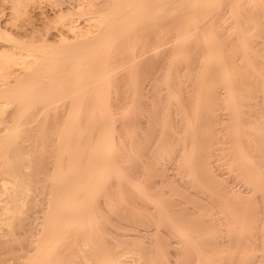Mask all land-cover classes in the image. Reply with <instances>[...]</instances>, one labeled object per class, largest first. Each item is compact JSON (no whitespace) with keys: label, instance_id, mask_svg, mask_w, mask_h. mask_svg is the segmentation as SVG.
I'll use <instances>...</instances> for the list:
<instances>
[{"label":"bare ground","instance_id":"obj_1","mask_svg":"<svg viewBox=\"0 0 264 264\" xmlns=\"http://www.w3.org/2000/svg\"><path fill=\"white\" fill-rule=\"evenodd\" d=\"M223 1H226V0H107V1H104V2H102L105 6H106V8H87L88 9V14H95V17L96 18H98L97 19V22L99 23V26H98V28H97V30H96V32H95V34L94 35H91V36H87L86 38H84L82 41H81V45H80V47L79 48H77L76 50H75V47L73 48L75 51H73V53L75 52V54L73 55V53H72V55H70L71 57H70V60L68 61V60H66V61H64V64H59V62L61 61V63H62V58L61 59H59L60 61H58L57 59L55 60L56 62L58 61V63H56V62H51V60L49 59V63L46 65V64H43L44 63V60H45V58H44V56H43V63L42 62H40L41 64H37L36 63V65L35 66H33L31 69H29L30 70V72H28V74H26V73H24V75L22 74L21 76H23V77H15V79L13 80L14 82H11L12 80H9V82H11V83H9L8 82V79H6V77H5V80H6V83H5V80H2L1 79V81L2 82H4V83H2V84H0V99L1 98H3L4 99V101H5V104L6 105H8L7 103H11V105H13L14 103H15V111L13 112L11 109L13 108H11L10 109V111H8V113L9 112H11L10 113V117H12L13 116V121H12V124H14L12 127H10L9 129L7 128V130H5V129H3V132L2 133H0V180H2V181H7V182H9V183H11V188H10V193L9 194H11V195H9L8 193V195H9V197H11V201H10V203H8V204H4V205H0L1 207H0V209L1 210H3L4 211V214H3V217L1 218L0 217V221L1 222H3L4 224H6L7 225V227H8V229L6 230L8 233H7V235L8 234H10V239H11V236H12V239L10 240V239H6L7 241L8 240H10V241H13V242H11L12 244H14L15 242H17V237L15 238V235L17 234V233H14L15 231H14V229H15V227L16 226H18V225H20L21 224V222H23L22 220L24 219V218H22V213H24L23 212V208L22 209H20V207L22 206V205H25V204H29V205H31V206H33V204H35V203H37L38 202V198H37V196H36V192H38V190L40 191L42 188H48L49 189V191H48V193H47V195H46V197L44 198L45 199V201H46V203H47V206H46V210H45V212H44V215L42 216L43 218V221H42V223H43V225H42V229L40 230V235L38 236V238L35 240H28L29 242L31 241V242H34L35 244H34V248H32L31 250L33 251L32 253H30L31 255L27 258V260L25 261V264H122V263H124V261H123V257L122 256H124V253H123V255L121 256V252L120 253H118L119 252V250L120 249H122V247L120 246L121 245V239H122V237L121 236H119V235H117V233L115 234V235H117L119 238V240L120 241H118V239H117V242H118V245L119 246H117L118 248L120 247V249L116 252H110V249H114L115 250V248H117V247H113L112 248V245H114V244H112L111 245V248L109 249V248H107V246H106V242L108 241V242H110V243H112V242H114L113 240L111 241V239L109 238V240H108V238H106V236H105V233H108V232H106L105 231V229L106 230H108V229H112L111 227H113L114 225H112L111 227L109 226V224H112V222L113 221H115L116 220V217L117 218H121V215L122 214H124V215H122L123 217H126V215H128L129 213H127L126 211H127V209L129 208V209H131V207L134 205H136L137 204V201H136V203H133L132 201V203H131V205L132 206H127L126 207V205H130V204H128L127 203V201L125 202V199L123 200V202H121V204L122 203H127L126 205H125V207H123V208H125V210L123 209V211H121L122 210V207L121 206H116L117 204H115V203H117L118 202V200H119V197L121 196V193L124 191V187H134V185H135V187L134 188H136L137 189V187L140 185H142L141 183L142 182H145V181H143L140 177H139V179L137 178V180H136V183L134 184L133 182L131 183V182H129V179L128 178H130V177H127L129 174H130V172H132V169L131 168H129V167H126V168H129V169H131V171L129 172V169L128 170H126L127 172H129V173H127V176H126V174H125V176H120L119 174H120V171H121V175H122V172H123V169L125 170L126 168L125 167H123L124 165H117L118 163L117 162H119V160L120 159H123V156H121V155H124L125 154V156L124 157H129V156H131L130 155V150H128V154L126 155V150L128 149V144L131 142V140L128 142L127 141V139L129 138V136H130V133H128V130L127 131H125L124 129L122 130V126H123V124H124V122L123 121H120L119 119H116L115 118V115L117 114V112H115L114 113V111L112 110L111 111V107H112V105H111V103H113V101H114V103H113V105L114 106H119V104L121 105L122 103H133L132 104V108H126V109H121V112H119V113H122V116H124L125 114H127V113H129V111L131 110V111H133L132 109H134L135 110V108H134V103H137V99H141V96H144V95H141V94H139L137 91H138V88H141V86L140 87H137V86H135L134 84L135 83H140V82H134L133 80H132V77H131V73H130V70H129V75H128V79H126V80H129V82H127L126 80L122 83V84H119L118 82V84H114L113 85V83H115V82H111V81H113L112 80V78L114 77L115 78V75H116V77L119 75L118 73V75L117 74H115L114 75V73H116V72H114V70L116 69V67L115 66H113L111 63H112V61H113V59H114V54L115 53H117V55L119 54L120 55V51H117V50H119V46L122 44V45H124V43H131V41L133 42V43H136V41H137V44L140 42V44L142 43L141 41H143L144 40V42H148L149 43V37H151V38H160V36H162V38H164L165 36H164V34L163 33H165V31H164V28H166V29H168L169 28V26H170V24H172V28H171V30L172 29H178L179 28V32H180V34H177L176 35V33H179V32H177L178 30H176V32H175V34L173 35V37L175 38V40L176 39H180L179 40V42L177 43V44H175L174 43V47H181L182 46V41H184V39L185 38H187V39H185L186 41H191L192 42V40L193 39H189L188 37H190L191 35H193V34H195V33H197V34H199L200 33V37H199V35H198V37L196 38V40H195V43L197 42V44H195V45H198V55L197 56H199L200 55V53L205 57V58H207V60L208 61H206V60H204L205 62H204V64H202L201 66H200V69H202V71H201V73L203 74V76H204V74L205 75H207L206 73H208L209 71H213L214 72V69L215 70H217L219 73H220V75L221 76H224V79L226 78V76L228 75V73L227 72H229V68H233L234 66H236V65H239V64H241V63H243V64H247V66H248V68H244L245 70H246V72L245 73H247V69L248 70H250V74H251V76L252 75H256L255 73H258L257 71L259 70V69H257V71L255 70L257 67V63L255 62L254 63V60L256 59V57H257V54H258V52L256 53V55L255 54H251V51L250 50H252V49H254V48H252V49H250V50H248V47L251 45L249 42V46H246V43H240V44H238L237 45V47L239 46V49L238 50H236V51H233V52H236V54H238V51H240V53H239V55H233V53H232V51L229 49V50H226V53L224 54L223 52L225 51V49H227L225 46L227 45V43H226V45L223 47L224 49V51L222 52V50L220 51V49H221V41H222V39H220V37L222 36V31L221 32H216L215 30H214V25L215 26H217L216 24H214L213 23V27L211 26V25H207L206 23H204V21L206 20V17L207 16H209V15H211V13L213 14L215 11H218V8H215V9H213L214 8V6L215 5H218L220 2H223ZM236 1V0H235ZM261 2H263L264 3V1H262V0H260ZM234 3V1L232 0L230 3ZM243 2V1H242ZM241 1H240V3H242ZM226 3V2H225ZM235 3H238V2H235ZM247 3V2H246ZM260 3V2H259ZM263 3L261 4V5H263ZM223 4V3H222ZM231 5V4H230ZM235 5V4H234ZM240 5V4H239ZM261 5H259V7L261 6ZM219 6V5H218ZM217 6V7H218ZM238 6V5H237ZM242 6V5H241ZM240 6V7H241ZM246 6V5H245ZM244 6V7H245ZM264 6V5H263ZM171 7H173V9L171 10V11H174V13H170V9L169 8H171ZM258 8V7H257ZM225 9H227V8H225ZM235 9H237V7L235 8ZM239 9V8H238ZM261 9V8H260ZM105 10H107V11H105ZM244 10V9H243ZM247 10V9H246ZM264 10V9H263ZM85 11H87L86 9H85ZM105 11V12H104ZM213 11V12H212ZM225 11V10H224ZM239 11V10H238ZM260 11V10H259ZM228 13V12H227ZM234 13H236V10H234ZM238 13V12H237ZM262 13V12H261ZM240 15L241 14H243L242 13V11L239 13ZM258 14V13H257ZM238 15V14H237ZM220 16V15H219ZM218 16V17H219ZM226 16V15H225ZM262 16H264V14H262ZM238 17H239V15H238ZM249 17V16H248ZM209 18V17H208ZM220 18V17H219ZM215 19V18H214ZM232 20V19H231ZM207 21H209V20H207ZM224 21V20H223ZM235 21V20H234ZM241 21V20H240ZM240 21H238V23L240 24ZM243 21V20H242ZM213 22V18L211 19V22L210 23H208V24H211ZM257 22V21H256ZM167 23L169 24V26H168V28H167ZM236 23V22H235ZM164 24H166V26L164 25ZM206 24V25H205ZM226 24V23H225ZM248 24V23H247ZM152 25H157V26H160V29L159 30H155L154 32H147V35H148V38H147V35L146 34H143V32L145 33V31H146V29H149V27L150 26H152ZM162 25H164L163 27V29L161 28V26ZM224 25V24H223ZM233 25V24H232ZM242 25V24H241ZM244 25V24H243ZM262 25H264V23L262 22V24H261V27H262ZM147 26H149L148 28H147ZM257 26V25H256ZM244 27V26H243ZM154 28H155V26H154ZM238 28L239 27H237V31H238ZM162 29V30H161ZM165 29V30H166ZM234 29V28H233ZM232 29V30H233ZM247 29H249V28H247ZM257 29V28H256ZM191 30H193L192 32H190V34H188L187 35V32L188 31H191ZM231 30V29H230ZM242 30V29H241ZM260 30V29H259ZM136 31H138V32H136ZM148 31V30H147ZM153 31V30H152ZM161 31H163V33H162V35H161ZM169 31V30H168ZM234 32H236V28H235V30H233ZM233 31H231V32H229V33H231V34H234L233 33ZM133 32V33H132ZM166 32H167V30H166ZM174 32V31H173ZM193 32H195V33H193ZM223 32H225V31H223ZM193 33V34H192ZM169 34V33H168ZM196 34V35H197ZM231 34H229L230 36H231ZM239 38H241V37H243L244 35H246V34H249V32L247 31V33H246V31H239V32H236L235 33ZM130 35V36H129ZM133 35V36H132ZM165 35H167V33L165 34ZM171 35V34H170ZM176 35V36H175ZM187 35V36H186ZM190 35V36H189ZM196 35H194V36H196ZM228 34L226 35V36H229ZM186 36V37H185ZM193 36V37H194ZM132 37H135L134 39H131ZM146 37V38H145ZM185 37V38H184ZM231 37H233V35L231 36ZM248 37V36H247ZM247 37H245V38H243L244 40L247 38ZM250 37V36H249ZM263 37V36H262ZM129 38H130V40H129ZM161 38V39H162ZM168 38H170V37H168ZM174 38H172L173 40H174ZM194 38V39H195ZM251 38V37H250ZM10 39V38H9ZM148 39V41H146V40ZM165 39V38H164ZM182 39V40H181ZM225 39V38H224ZM236 41H238L237 40V38H234ZM242 39V40H243ZM136 40V41H135ZM159 40V39H158ZM157 40V41H158ZM234 40V41H235ZM241 40V42H243ZM255 40V39H254ZM261 40V39H260ZM263 40V39H262ZM20 41V40H19ZM152 41H154V39H152ZM151 41V42H152ZM167 41H168V39H167ZM170 41V40H169ZM181 41V42H180ZM186 41H185V43H186ZM151 42H150V44H151ZM162 41L160 40V43H161ZM165 42V41H164ZM163 42V43H164ZM245 42V41H244ZM133 43L131 44V45H133ZM146 43H143V44H145L146 46V48H149V47H153L154 45H149L148 43L146 44ZM153 43H156L155 41L153 42ZM152 43V44H153ZM158 44H159V41L157 42ZM156 43V44H157ZM167 43H169V42H167ZM172 43H173V41H172ZM172 43H169V44H172ZM184 43V44H185ZM230 43L231 44H233L232 43V40H231V38H230ZM248 43H247V45H248ZM18 44V43H17ZM125 44V45H126ZM139 44V45H140ZM189 44H190V42H189ZM237 44V43H236ZM252 44H255V43H252ZM261 44V43H260ZM28 44H23L22 46H27ZM119 45V46H118ZM139 45H138V48H139ZM162 45V44H161ZM186 45V44H185ZM194 45V44H193ZM257 45H259L258 43H257ZM256 45V46H257ZM264 45V44H263ZM21 46V45H20ZM19 46V47H20ZM142 48H145L144 47V45H140ZM168 46V45H167ZM166 46V47H167ZM170 46V45H169ZM173 46H172V48H173ZM191 46V45H190ZM229 46V39H228V45H227V47ZM76 47H77V45H76ZM135 47H136V49H137V46H136V44H135ZM140 47V48H141ZM157 48H159V52H161L162 53V49L163 48H166L165 46L163 47V48H160L159 46H156ZM155 47V48H156ZM194 48L193 49H195V46H193ZM230 47H233V46H230ZM234 47H235V45H234ZM253 47H255V46H253ZM118 48V49H117ZM125 48V47H124ZM139 48V49H140ZM185 48V47H184ZM220 48V49H219ZM250 48V47H249ZM258 48H259V46H258ZM257 48V49H258ZM10 49V48H9ZM122 49V48H121ZM130 50L131 48H127L126 47V51L127 50ZM133 49H134V47H133ZM135 49V50H136ZM153 48H151V49H149V50H152ZM177 49V48H176ZM190 49V48H189ZM257 49H256V51H257ZM6 50V49H5ZM128 50V51H129ZM138 50V49H137ZM160 50H162V51H160ZM178 50V55H177V58H178V56H179V52H181V51H179V49H177ZM181 50V49H180ZM261 50H262V47H261ZM8 51V50H7ZM65 51V50H64ZM139 51H141V49L139 50ZM155 51V50H154ZM186 51V50H185ZM194 51V50H193ZM192 51V52H193ZM1 52V51H0ZM31 52V51H30ZM34 52V51H33ZM120 52V53H119ZM142 52V51H141ZM141 52H138V53H141ZM144 52V51H143ZM145 52H146V50H145ZM147 52H148V49H147ZM158 52V51H157ZM171 52H174V50L173 51H171ZM176 52V51H175ZM184 52V51H183ZM195 52H196V50H195ZM67 53V52H66ZM65 53V54H66ZM125 53V52H124ZM128 53V52H127ZM129 53H133V51H132V49H131V51H129ZM128 53V54H129ZM156 53V52H155ZM154 53V54H155ZM167 53V52H166ZM176 53V54H177ZM8 54H11V53H8ZM34 54V53H33ZM59 54V53H58ZM57 54V55H58ZM134 54L136 55V53L134 52ZM132 55V57L134 58V56L135 55ZM170 54V53H169ZM183 54V53H182ZM197 54V53H196ZM205 54V55H204ZM0 55H3V53L2 54H0ZM39 55V54H38ZM51 55V54H50ZM53 55V54H52ZM56 55V54H55ZM116 55V56H117ZM122 55V54H121ZM120 55V56H121ZM130 55V56H131ZM139 55V54H138ZM143 56L145 55V53L144 54H142ZM157 55V54H156ZM174 56H175V53L173 54ZM202 55H201V58H202ZM48 56V55H47ZM130 56H128V57H130ZM143 56H141L140 55V58H142V60H143ZM146 57H147V54L145 55ZM144 56V57H145ZM169 56V55H168ZM171 56V55H170ZM180 56H181V54H180ZM2 57V56H1ZM50 57V56H49ZM55 57V56H54ZM138 57V56H137ZM183 57V56H182ZM192 57H193V55H192ZM261 57H263V56H261ZM53 58V57H52ZM65 58V57H64ZM66 58H68V56L66 57ZM170 58V57H169ZM168 58V59H169ZM196 58H198V57H196ZM4 63H7L8 61H7V58H6V56H4ZM115 59H116V57H115ZM114 59V60H115ZM126 59H128V58H126ZM181 59V58H180ZM183 59H184V57H183ZM195 59V58H194ZM2 60H3V58H2ZM9 60V59H8ZM133 60V59H132ZM138 61L139 62V59H137V58H135L133 61ZM145 60V59H144ZM144 60H143V62H144ZM176 59L175 58H172V60H170V62L168 63V65H172L173 63H174V61H175ZM182 60V59H181ZM203 60V59H202ZM202 60H201V62H202ZM262 60H263V58H262ZM1 61V60H0ZM7 61V62H6ZM117 60H115V62H116ZM129 61H131V59L129 60ZM167 61V60H166ZM190 61V60H189ZM197 61V60H196ZM142 62V61H141ZM141 62H139L140 64H142ZM263 62V61H262ZM4 63H2V64H4ZM67 63H69V64H67ZM114 63V62H113ZM132 63V62H131ZM190 63V62H189ZM198 63V62H197ZM1 64V63H0ZM66 64V65H65ZM134 64H136L135 62H134ZM139 64V65H140ZM259 64V63H258ZM129 65H131V64H129ZM166 65V64H165ZM167 65V66H168ZM175 65H177V64H175ZM256 65V66H255ZM264 64H262V66H263ZM1 66V65H0ZM5 67V65H2V67L0 68V70L1 69H3L4 70V67ZM8 66V65H7ZM6 66V67H7ZM120 66H122V64L120 65ZM120 66H117V68L118 67H120ZM133 66V65H132ZM136 66V65H135ZM134 66V67H135ZM169 66V67H170ZM190 66V65H189ZM192 66V65H191ZM261 66V67H262ZM31 67V66H30ZM139 67V66H138ZM140 67H141V65H140ZM172 67V66H171ZM174 67V66H173ZM178 67V66H177ZM179 67H181V66H179ZM184 67V66H183ZM238 67V66H237ZM249 67H250V69H249ZM122 68V67H121ZM121 68H120V71H121ZM167 68V67H166ZM258 68H259V66H258ZM130 69H132L131 67H130ZM134 69V68H133ZM138 69H140V68H138ZM197 69V68H196ZM11 70V69H10ZM119 70V69H118ZM124 71L126 70V69H123ZM167 70V69H166ZM171 70V69H170ZM190 70V69H189ZM192 70V69H191ZM235 70V69H234ZM9 71V70H8ZM131 71H133V70H131ZM135 71H136V69H135ZM145 71V70H144ZM144 71H142V72H144ZM173 71V70H172ZM185 71H186V69H185ZM240 71V69L239 70H237V71H233L232 73H230V74H232V76H234V72H236L237 74L238 73H240L239 72ZM4 73H5V71H3ZM2 72V74H4ZM6 72H7V70H6ZM118 72V71H117ZM179 72V71H178ZM192 72V71H191ZM230 72H231V70H230ZM8 73H10V72H8ZM120 74L121 73H123L122 71L121 72H119ZM137 73H138V70H137ZM165 73H167V72H165ZM244 73V74H245ZM264 73V72H263ZM2 74H1V76H2ZM12 74V73H11ZM123 74H125V73H123ZM133 74V73H132ZM141 74V72L139 71V75ZM168 74V73H167ZM177 74V73H176ZM195 74V73H194ZM211 74V73H210ZM243 74V76H245ZM4 75H8L7 73L6 74H4ZM134 75V74H133ZM132 75V76H133ZM138 75V76H139ZM141 75H143V74H141ZM190 75V74H189ZM236 75V74H235ZM239 75V74H238ZM248 75V74H247ZM246 75V76H247ZM258 75H259V73L257 74V77H258ZM262 75V74H261ZM0 76V77H1ZM16 76V75H15ZM167 76V75H166ZM170 76V75H169ZM186 76V75H185ZM184 76V77H185ZM200 76V75H199ZM208 76V75H207ZM231 76V75H230ZM240 76H241V74H240ZM243 76H241L242 78H243ZM250 76V75H249ZM120 77H121V75H120ZM120 77H118V78H120ZM123 77H125V76H123ZM136 77H137V75H136ZM136 77L135 78H133V79H135V80H137L136 79ZM141 77V76H140ZM144 77V76H143ZM174 77V76H173ZM220 77V76H219ZM236 77H237V75H236ZM260 77V76H259ZM8 78H9V76H8ZM127 78V77H126ZM131 78V79H130ZM201 78H202V76H201ZM228 78V77H227ZM242 78L240 79V80H242ZM244 78H247V77H244ZM263 78H264V76H263ZM4 79V78H3ZM140 79V78H139ZM173 79V78H172ZM234 79V78H233ZM250 79V77L248 78V80ZM255 78L254 77H252V81H248L247 80V86H243V84L241 85V88L243 89V91H244V89L245 90H249V88L251 89V88H253V85H255L256 84V82H255V80H254ZM259 79V78H258ZM118 81L120 80V79H117ZM124 79L122 78V81H123ZM130 80L133 82V85H132V82H130ZM167 80H168V78H167ZM170 80V79H169ZM174 80V79H173ZM201 80V79H200ZM205 80V79H204ZM254 80V81H253ZM262 81V79L260 78L259 79V81ZM114 81H116V79L114 80ZM122 81H120V82H122ZM138 81H140V80H138ZM185 81V80H184ZM220 81V80H219ZM226 81V86H227V88L229 87V85L231 84L230 82H229V80L227 81V80H225ZM234 81V80H233ZM243 81H246V80H244L243 79ZM28 82V83H27ZM204 82V81H203ZM205 82H206V80H205ZM237 82H238V80H237ZM237 82L235 83L236 85H237ZM242 82V81H241ZM25 83H27L26 85H23V84H25ZM168 83V82H167ZM189 83V82H188ZM223 83V82H222ZM239 84H240V82H238ZM244 83V82H243ZM257 83H259V82H257ZM261 84V83H260ZM262 84H264V83H262ZM137 85V84H136ZM169 85V84H168ZM171 85V84H170ZM196 85V87H200L201 88V84L199 83L198 84V86H197V84H195ZM232 85H233V83H232ZM245 85V84H244ZM257 85V84H256ZM164 86H166V85H164ZM188 86H189V84L187 85V88H188ZM205 86V85H204ZM208 86V85H207ZM231 86V85H230ZM258 86V85H257ZM261 86V85H260ZM262 86H264V85H262ZM148 87H150V86H148ZM172 87V86H171ZM174 87V86H173ZM172 87V88H173ZM176 87V86H175ZM178 87V86H177ZM182 87V86H181ZM192 87V86H191ZM169 88V87H168ZM179 88V87H178ZM231 88H233V86H231ZM148 89V88H147ZM146 89V90H147ZM186 89V88H185ZM230 89V88H229ZM234 89H235V86H234ZM254 89V88H253ZM257 87L254 89V90H249V94H256V92H258V90H259V92L261 91L263 94L262 95H264V87L263 88H258L257 90ZM177 90V89H176ZM203 89H201V91H202ZM237 90H239L238 88H237ZM237 90H236V92H237ZM145 91V90H144ZM152 91V90H151ZM155 91V90H154ZM197 91V90H196ZM205 91V90H204ZM208 91V90H207ZM217 91V90H216ZM231 91V90H230ZM140 92H142V90L140 91ZM157 92V91H156ZM191 92V91H190ZM210 92V91H209ZM213 92V91H212ZM137 93L139 94V95H141L140 97H138L137 98ZM144 93V92H143ZM248 93H247V95H246V92H245V95L248 97V99H250L249 98V96H248ZM152 94V93H151ZM150 94V95H151ZM157 94V93H156ZM174 94V93H173ZM176 94H178V93H176ZM188 94V93H187ZM199 94H201V93H199ZM206 94V93H205ZM208 94V93H207ZM228 94H229V92H228ZM203 95V94H202ZM201 95V96H202ZM219 95V94H218ZM231 95H233L232 93L230 94V95H227L228 97H230ZM235 95V94H234ZM233 95V96H234ZM245 95L243 96V98L245 97ZM171 96H172V93H171ZM193 96V95H192ZM191 96V97H192ZM210 96V95H209ZM241 97H242V94L240 95ZM253 96H255V95H253ZM256 96H258V94L256 95ZM62 98L63 99V97L65 98V99H63L64 101L66 100V99H68L69 100V102H70V104L67 102V106H68V104H69V110L67 111L68 112V114L66 113L65 115H67V117L65 118L64 117V114H60V113H57V111H55L54 113H53V111H54V109H53V107H50V104L55 100V99H57V98ZM149 97V96H148ZM152 97V96H151ZM169 97V96H168ZM175 97V96H174ZM195 97V96H194ZM200 97V96H199ZM236 97V96H235ZM61 98L59 99V100H61ZM144 98V97H143ZM146 98V97H145ZM164 98H166V97H164ZM170 99H171V97H169ZM168 98V99H169ZM172 98H173V96H172ZM187 98H188V96H187ZM158 99V98H157ZM167 99V100H168ZM175 99H176V97H175ZM193 99V98H192ZM200 99V98H199ZM199 99H198V101H199ZM232 99H233V97H232ZM231 99V97H230V99L228 100V99H226V100H228V101H231L232 100ZM252 99H254V98H252ZM260 99V98H259ZM2 100V99H1ZM0 100V101H1ZM150 100H151V98H150ZM172 100V99H171ZM177 100V99H176ZM178 100H180V99H178ZM188 100V99H187ZM201 100V99H200ZM219 100V99H218ZM234 100V99H233ZM242 100V99H241ZM256 100V99H255ZM258 100V99H257ZM262 100L263 101H261V99H260V101H256V102H252V103H256L255 105H254V107L255 106H257V102H263L264 103V97H262ZM3 101V100H2ZM57 101H58V99H57ZM153 101V100H152ZM170 101V100H169ZM189 101V104H190V100H188ZM14 102V103H13ZM145 102V101H144ZM171 102H173V101H171ZM179 102H183L182 100L181 101H179ZM227 102V101H226ZM242 102V101H241ZM240 102V103H241ZM117 103V104H116ZM148 103V102H147ZM164 103V102H163ZM166 103V102H165ZM169 104H170V102H168ZM167 103V104H168ZM185 103V102H184ZM196 103V102H195ZM205 103V102H204ZM206 103H207V101H206ZM213 103V102H212ZM232 103H235V101H232L230 104H232ZM260 103H259V105H260ZM2 104V103H1ZM65 103H63V105H64ZM139 104H140V101H139ZM145 104V103H144ZM161 104V103H160ZM166 104V105H167ZM173 104H175V101H174V103ZM180 104V103H179ZM187 104V103H186ZM239 104V103H238ZM243 104V103H242ZM151 105V104H150ZM176 105V104H175ZM182 105H185V104H183L182 103ZM211 105V104H210ZM235 105V104H234ZM240 105V104H239ZM250 105H252L251 103H250ZM250 105H248V107H252V106H250ZM264 105V104H263ZM67 106H66V110H67ZM130 106V105H129ZM137 106H138V104H137ZM136 106V107H137ZM157 106V105H156ZM177 106H180V105H177ZM176 106V107H177ZM194 106V105H193ZM242 106V105H241ZM243 106H247L246 104H244ZM6 108H7V106H5ZM5 107H3V108H5ZM9 107V106H8ZM64 107H65V105H64ZM122 107V106H121ZM124 107V106H123ZM141 107V106H140ZM167 107H170V106H167ZM172 108H173V105L171 106ZM180 107H182V106H180ZM184 107V106H183ZM182 107V108H183ZM196 107V106H195ZM237 107V105H235V108ZM258 107V106H257ZM115 108V107H114ZM157 108V107H156ZM160 108V107H159ZM164 108H165V106H164ZM178 108V107H177ZM190 108V107H189ZM188 108V109H189ZM193 108V107H192ZM207 108V107H206ZM231 108H234V106L232 107L231 106ZM240 108V106L239 107H237L236 109H239ZM246 108V107H245ZM9 109V108H8ZM58 109H60V108H58ZM65 109V108H64ZM140 109V108H139ZM146 109V108H145ZM154 109V108H153ZM168 109V108H167ZM166 109V110H167ZM199 109V108H198ZM205 109V108H204ZM240 109H242V108H240ZM256 109V108H255ZM254 109V110H255ZM263 110L264 109V107L263 108H260L259 107V110ZM115 110V109H114ZM137 110V109H136ZM165 110V109H164ZM179 110V109H178ZM182 110H184V109H182ZM181 110V111H182ZM185 110H187V108L185 109ZM184 110V111H185ZM190 110V109H189ZM196 110V112L198 111L197 109H195ZM232 110H234V109H232ZM242 110H244V109H242ZM251 110H253V109H251ZM260 110V111H261ZM1 111H3V112H1V113H4V112H6V110L5 109H3V110H1ZM117 111V110H116ZM137 111H140V110H137ZM156 111V110H155ZM177 111V110H176ZM183 111V112H184ZM235 112H236V110H234ZM234 111H232V112H234ZM239 111H241V110H239ZM239 111H237V112H239ZM62 112V111H61ZM164 112V111H163ZM187 112V111H186ZM186 112H185V114H186ZM205 112V111H204ZM234 112V113H235ZM236 112V113H237ZM253 112V111H252ZM257 112V111H256ZM255 112V113H256ZM262 112V111H261ZM167 113V112H166ZM193 113V115H194V112H192ZM191 113V114H192ZM200 113H202V112H200ZM235 113V114H236ZM243 113V111L241 112V113H237V115H235V116H232V117H230V118H232L233 119V121H234V124H232V126H233V128H235L234 129V131H236L235 132V134H236V136H237V133L239 134L240 133V131L241 132H243V133H247V131L249 130V129H251L250 131H252V132H256L257 131V134H256V136L258 135V133H259V135L261 136V134L263 133V135H264V132H263V130H262V132L261 131H259V130H261V128H264V127H261V125L259 124L260 123V120H261V116H264V115H262V113L264 114V112H262L261 113V115H258V114H252L251 113V111L250 112H248V114L251 116L250 118L251 119H253L252 120V124H251V127L247 130L246 128L245 129H243V130H239V132H238V129H241L243 126H241V128H239L240 126V123H241V121L243 122L244 120H247L248 121V119H250V118H245L244 120H241L239 117H241L242 114ZM251 113V114H250ZM6 114H7V112H6ZM5 114V115H6ZM26 114V115H25ZM137 114V113H136ZM136 114H135V116L134 117H136L135 119H134V121H136V119H137V116H136ZM150 114V113H149ZM148 114V115H149ZM162 114V113H161ZM167 114H169V113H167ZM181 114H182V112H181ZM208 115H209V112L207 113ZM27 117L28 116V118L30 119H28L29 121V123L26 121L25 122V125L28 123V125H23L22 123L25 121V120H23V121H21V126H23V127H26V131L24 132V135H22L23 134V131H20V126H19V121L22 119V117H25V116ZM139 115V114H138ZM166 115V114H165ZM208 115H204V116H208ZM232 115H234L233 113H232ZM248 115V116H249ZM252 115H254L253 117H252ZM260 116V117H258V116ZM3 117H4V115H2ZM120 116V115H119ZM128 116V115H127ZM143 116V115H142ZM161 116V115H160ZM182 116H183V114H182ZM210 116H212V115H210ZM218 116V115H217ZM255 116H257V117H255ZM9 117V118H10ZM64 117V119L65 120H59V119H62ZM141 117V116H140ZM145 117V116H144ZM144 117H143V119H144ZM163 117V116H162ZM161 117V118H162ZM167 117H169V115L167 116ZM199 117V116H198ZM197 117V118H198ZM133 118V117H132ZM139 118V117H138ZM147 118V117H146ZM145 118V119H146ZM158 118V117H157ZM156 118V119H157ZM166 118V117H165ZM170 118V117H169ZM172 118H173V116H172ZM196 118V117H195ZM194 118V119H195ZM206 118H208V117H206ZM217 118V117H216ZM229 118V119H230ZM6 119H7V117H6ZM6 119H4V120H6ZM149 120H150V118H148ZM175 119V118H174ZM181 119H183V118H181ZM188 119H189V117H188ZM199 119V118H198ZM214 119V118H213ZM232 119H231V121H232ZM263 119H264V117H263ZM263 119L261 120V122L263 121ZM1 120V119H0ZM2 120H3V118H2ZM1 120V121H2ZM122 120H123V117H122ZM124 120H125V118H124ZM130 120H132V119H130ZM141 120V119H140ZM169 120V119H168ZM185 120V119H184ZM202 120H203V118H202ZM218 120V119H217ZM8 121V120H7ZM7 121H5V123H7ZM146 121V120H145ZM157 121V120H156ZM159 121V120H158ZM166 121V120H165ZM201 121V120H200ZM221 121V120H220ZM230 121V122H231ZM239 121H240V123H239ZM247 121H244L245 123L247 122ZM14 122V123H13ZM179 122V121H178ZM186 122H187V119H186ZM189 122V121H188ZM188 122H187V124H188ZM195 122V121H194ZM243 122V123H244ZM251 122V121H250ZM258 124H257V123ZM2 123H4L3 121H2ZM2 123H0V124H2ZM125 123L127 124V122L125 121ZM141 123H143V121L141 122ZM140 123V124H141ZM146 123V128H148V130L150 129L149 127H147L148 125H149V123H147V122H145ZM145 123H143V125L145 124ZM153 123V122H152ZM158 123V122H157ZM191 122H189V124H190ZM211 123V122H210ZM219 123V122H218ZM249 123V122H248ZM8 124V123H7ZM7 124H5V125H7ZM125 124V125H126ZM186 124V125H187ZM195 124V123H194ZM212 124V123H211ZM213 124H214V121H213ZM212 124V125H213ZM220 124V123H219ZM247 124V123H246ZM263 124H264V121H263ZM4 125V124H3ZM186 125L184 126V127H186ZM215 126H216V124H214ZM235 125V126H234ZM242 125V124H241ZM245 125V124H244ZM249 125V124H248ZM126 126H128V125H126ZM126 126H124V128H126ZM133 126V125H132ZM150 126V125H149ZM158 126V125H157ZM188 126V128L191 126V125H187ZM231 126V127H232ZM250 126V125H249ZM249 126H247V128L249 127ZM3 127V126H2ZM23 127H21V130L22 129H24ZM162 127V126H161ZM205 127V126H204ZM208 127V126H207ZM209 127H212V126H209ZM246 127V126H245ZM128 128V127H127ZM144 129H145V127H143ZM152 128V127H151ZM191 128V127H190ZM185 129L187 132L186 133H190V131L189 130H191V132H192V130H193V126H192V129ZM214 128V127H213ZM216 128V127H215ZM214 128V129H215ZM233 128H231V130H233ZM238 128V129H237ZM131 129V128H130ZM194 129H196V128H194ZM120 130H122V131H120ZM147 130V131H148ZM161 130V129H160ZM169 130V129H168ZM184 129H182V131H183ZM185 130L183 131V132H185ZM203 130V129H202ZM244 130H247L246 132H244ZM2 131V129L0 130V132ZM176 131V130H175ZM194 131V130H193ZM196 131V130H195ZM195 131H194V133H195ZM160 132V131H159ZM22 133V134H21ZM135 133V132H134ZM145 133V132H144ZM147 133V132H146ZM158 133V132H157ZM194 133H190V135H191V137L189 138L190 140L187 142V143H184V145L181 147V149H180V154H181V150L183 151V153H182V156L181 157H183V156H187V152H189V151H191L192 152V150L195 148V146L198 144H200V143H198L199 142V139L198 138H195V135H194ZM232 133H233V131H232ZM232 133H231V136H232ZM182 134V133H181ZM197 134H198V132H197ZM241 134V133H240ZM134 134H132V136H133ZM135 135H137V134H135ZM144 135V134H143ZM143 135H142V137H143ZM147 135V134H146ZM151 135V134H150ZM158 135H160V133H158L157 134V136ZM185 135V134H184ZM188 135V134H187ZM234 135V134H233ZM242 135V134H241ZM248 134H246L245 136H247ZM262 135V136H263ZM132 136H131V138H132ZM138 136V135H137ZM261 136V137H262ZM133 137H135V139H136V136H133ZM158 137H160V136H158ZM234 137H235V135L234 136H232V138H231V141L233 140L234 141ZM249 137H250V134H249ZM259 137V136H258ZM264 137V136H263ZM141 138V137H140ZM140 138H138V139H140ZM143 138H145V137H143ZM151 138V137H150ZM185 138H187V137H185ZM183 139V140H186V139ZM245 138L246 137H244V139L243 138H240L241 140H239L238 139V137H237V139H236V137H235V139L237 140L236 142H237V145H235L234 147L235 148H233L232 149V151H234V149H235V152L234 153H236V152H238L239 153V156H237L238 154H235V156L234 155H232V157L234 156V158L235 157H237L235 160L237 161V163H238V157H240V155H242L243 154V152H244V154H248L247 153V151H249V150H245V149H247L248 147V145L251 143H249V141L247 140H245ZM24 139H27V140H29L28 142V144H26V146H24V144L22 145L21 144V141L23 142V141H25ZM120 139H122V140H120ZM125 139V143H123V142H121V141H123ZM138 139H136L137 140V143L139 142L138 141ZM146 139V138H145ZM198 139V140H197ZM242 139H243V143H244V141H245V143L247 142V144L248 145H245V143H244V146H245V149H244V147H243V145H240V143H241V141H242ZM247 139H249V138H247ZM250 139H252L251 137H250ZM255 139V138H254ZM256 139H257V137H256ZM260 139V138H259ZM264 138H262V140H263ZM26 140V141H27ZM159 140V139H158ZM160 140H161V138H160ZM179 140V139H178ZM180 140L182 141V137L180 138ZM188 140V139H187ZM135 141V140H134ZM202 141V140H201ZM257 141V140H256ZM255 140H254V142L253 143H255L256 142ZM259 141H261V140H259ZM259 141H257V145L256 144H253L254 146H255V148H252V147H250L251 149H256L258 146H260V148L258 147L257 149H260L261 150V147H264V145L262 144V143H264V141H262V142H260L263 146H261L260 144H259ZM136 142V141H135ZM239 142V143H238ZM24 143V142H23ZM132 143V142H131ZM183 143V142H182ZM202 143H204V142H202ZM139 144V143H138ZM231 145L233 144L232 142L230 143ZM242 144V143H241ZM131 145V144H130ZM141 145V144H140ZM147 145V144H146ZM146 145H144L145 147H146ZM150 145V146H149ZM151 143H149L147 146L148 147H151ZM196 146V150H197V148L200 146ZM207 145V144H206ZM208 145H209V143H208ZM207 145V146H208ZM137 146V145H136ZM250 146H252V143L250 144ZM257 146V147H256ZM130 148H131V150H132V152H134L133 150L134 149H132L134 146H129ZM145 147L143 148L144 150H145ZM154 147V145H152V147L151 148H153ZM202 147L204 148V146L202 145ZM231 147V146H230ZM151 148H150V151H151ZM157 148V147H156ZM200 148V147H199ZM206 148H208V147H206ZM209 148H210V146H209ZM211 149V148H210ZM209 149V150H210ZM227 150L228 149H231V148H226ZM148 150V149H147ZM207 150V149H206ZM205 149H204V151L203 152H201L200 151V149L198 150V151H200L201 153H203L202 155H204L207 151H206ZM226 150V152H229V151H227ZM242 152H241V151ZM243 150H245V151H243ZM260 150H257V152L258 151H260ZM124 153V154H121L120 156H119V153ZM143 151V150H142ZM176 151V150H175ZM206 151V152H205ZM253 151V150H252ZM264 151V150H263ZM26 152V153H25ZM117 152H119L118 153V155L116 154ZM136 152V151H135ZM134 152V153H135ZM144 153L146 152V151H143ZM195 152V151H194ZM205 152V153H204ZM209 152H211V151H209ZM246 152V153H245ZM251 152V151H250ZM255 152V151H254ZM256 152V153H257ZM25 153V155H23ZM28 153V154H27ZM150 152H148V154H149ZM233 153V152H232ZM255 153V154H256ZM133 154V153H132ZM147 154V156L145 155V157L144 158H147L149 155ZM180 154H179V156H180ZM186 154V155H185ZM199 154V153H198ZM206 154H208V153H206ZM210 154V153H209ZM209 154H208V156H209ZM250 154V153H249ZM254 154V153H253ZM253 154H250V155H252L253 156ZM254 154V155H255ZM262 154V153H261ZM140 155V157L141 158H143L142 156H141V153L139 152L138 153V156ZM143 156H144V154H142ZM190 155V154H189ZM256 155H258V154H256ZM264 155V153L262 154V155H260V157L261 156H263ZM136 156H137V154H136ZM151 156V155H150ZM177 156H178V154H177ZM176 156V157H177ZM191 156V155H190ZM200 156H201V154H200ZM208 156H203V160H205V162L204 161H202L201 160V163L202 162H204L205 164H206V166L208 165V163L210 162L209 160L210 159H208L209 157L211 158V155L208 157ZM125 158V159H128V160H130V158H131V160L130 161H134L135 160V158H133L132 159V157H134L133 155H132V157H129V158ZM175 157V158H176ZM185 157H183V158H185ZM193 157V156H192ZM246 157V156H245ZM257 156H255V158H256ZM138 158V157H137ZM137 158H136V160H137ZM179 159H183V158H180V157H178ZM198 158H200V157H198ZM205 158H207V160L205 159ZM234 158H233V160H234ZM243 158V157H242ZM248 158H250V157H248ZM255 158H252L251 160H253L254 161V159ZM124 159V161H126ZM138 159H140V158H138ZM189 159V161H187ZM186 158V159H184V160H182L181 161V164L179 163V161H178V164H180V165H182L183 166V169H184V167L185 166H188V164L192 161V160H190V158ZM257 160L259 159V156H258V158H256ZM260 159H262V158H260ZM264 159V158H263ZM141 160V162H142V159H140ZM139 160V161H140ZM145 160V159H144ZM196 161H198L197 160V158L195 159ZM234 160V161H235ZM245 160V159H244ZM244 160H242V162H241V164H243L244 166H243V168H242V166H241V171H244L243 169H244V167H247V166H251L250 168L248 167V169L246 170V174H245V176H243L245 179H247L246 177L248 176V178H250V177H252V176H250V175H253V174H258V175H260V176H262V173H263V169H262V166H264L263 165V163H261L262 164V166L260 165V163H257L256 161V163L255 162H253L252 163V161L251 162H247V163H245L246 161H244ZM123 160H122V162H120V163H122L123 164V162H124ZM129 161V162H130ZM139 161H138V163H139ZM207 161V162H206ZM236 161H235V163H236ZM244 161V162H243ZM249 161V160H248ZM262 161H264V160H262ZM261 160H259L258 162H262ZM137 162V161H136ZM194 162V163H193ZM126 162H124V164H125ZM133 163V162H132ZM138 163H136V164H138ZM192 163H193V166L191 167V168H189L191 165H192ZM197 163V165L195 166L194 164H195V161L193 160L192 162H191V165L189 164V170H187V168H185L187 171H189V172H191L190 171V169L192 170L193 168L195 169V168H199L198 167V163H199V165H200V161L199 162H196ZM203 163V164H204ZM234 163V162H233ZM234 163V164H235ZM236 163V164H237ZM251 165H250V164ZM135 164V163H134ZM132 165V164H130V167H131V165L133 166L132 168L134 169L133 170V174H132V176L131 175H129V176H131V178L133 177V175H134V173L135 172H137L136 170L138 169V166H135V165ZM140 164V163H139ZM138 164V165H139ZM209 164H211V162L209 163ZM249 164V165H248ZM253 164L254 165H257V167H254L253 166ZM129 165V164H128ZM152 165V164H151ZM202 165V164H201ZM238 165V164H237ZM119 166V167H118ZM205 165L203 166L202 165V167H206ZM209 167L211 166V165H208ZM120 167H123V168H120ZM153 167V166H152ZM239 167V166H238ZM137 168V169H136ZM139 168H141V166L139 167ZM146 168V167H145ZM204 168L201 170V168L199 169V170H197V169H195V170H197V172H199L200 170H201V173H202V171H203V173H204ZM122 169V170H121ZM136 169V170H135ZM143 169V168H142ZM206 169V168H205ZM210 168H208V170H209ZM146 170V169H145ZM145 170L143 169V171L145 172ZM194 170V171H195ZM207 170V169H206ZM205 170V173L204 174H206L207 172H210V170L209 171H206ZM239 170V169H238ZM126 171H124L125 173H126ZM139 171V170H138ZM152 171H154V170H152ZM194 171H193V173H194ZM213 171V170H212ZM211 171V172H212ZM240 171V172H241ZM189 172H188V174H189ZM196 172V173H197ZM245 172V171H244ZM244 172H242V174L244 175ZM139 174L138 175H140L141 177H142V174H141V170L138 172ZM143 173V172H142ZM200 173V172H199ZM144 174V173H143ZM147 174V173H146ZM204 174H199L201 177H206V175L208 176V174L210 175V173H208V174H206V175H204ZM212 174H213V172H212ZM247 174H249V175H247ZM137 175V174H136ZM137 175V176H138ZM149 175V174H148ZM191 175V174H190ZM197 174H195V176H196ZM199 175H197V176H199ZM214 175H215V178H213L214 180L216 179V174L214 173ZM247 175V176H246ZM145 176V175H144ZM155 176V175H154ZM199 176V177H200ZM146 177H148V176H146ZM146 177H144V178H146ZM149 177H151V176H149ZM213 177V175H211V178ZM218 177V176H217ZM257 177H259V176H257L256 175V178ZM143 178V177H142ZM152 178V177H151ZM202 178V179H203ZM208 178V179H207ZM205 180H206V182L208 181V180H210L211 178H210V176H208ZM210 178V179H209ZM256 178L254 179V182H253V177H252V179L250 180V179H248V181H250V183H251V181L253 182L252 184H253V186L254 185H256L255 184V180H256ZM133 179V178H132ZM135 179H136V176H135ZM140 179H141V181H140ZM148 179V178H147ZM200 179V178H199ZM199 179H196V180H199ZM218 179V178H217ZM221 179V178H220ZM146 180V179H145ZM205 180H203L202 181V183L201 184H204V182H205ZM223 180V179H222ZM259 179H257V181H258ZM262 180H263V178H262ZM140 181V183L138 184L137 182H139ZM151 181H153V180H151ZM216 182H218V180H215ZM224 181V180H223ZM248 181H246V182H248ZM6 182V183H7ZM135 182V181H134ZM210 182H213L212 180H210L208 183H209V185H211L210 184ZM259 182H262L261 180L260 181H258V183ZM130 183L133 185H130ZM148 183V182H147ZM147 183H146V185H147ZM151 183V182H150ZM214 183V182H213ZM220 183V182H219ZM218 183V185L220 186V184ZM224 183V182H223ZM3 184V183H2ZM145 184V183H144ZM143 184V185H144ZM158 184V183H157ZM199 184H200V181H199V183H198V186H199ZM215 184V185H214ZM214 184H212L211 186H213V188L214 187H217L216 186V183H214ZM222 184V183H221ZM225 184V183H224ZM252 184H251V186H252ZM261 184V183H260ZM260 184H258V185H260ZM264 184V183H263ZM262 184V185H263ZM142 185V186H143ZM149 186L147 187V186H145V188L147 187V188H149V187H151L150 185L151 184H148ZM206 185V184H205ZM208 185V184H207ZM247 185L249 186V184L247 183ZM257 185V186H258ZM1 186V185H0ZM5 186V184H3V186L2 187H4ZM7 186V185H6ZM5 186V187H6ZM115 186V187H114ZM202 186V185H201ZM247 186V188L248 189H251L250 187H248ZM9 187V186H8ZM112 187H114V189L113 190H115V188H117L114 192H113V190H112V192L110 193V189H112ZM156 187V186H155ZM203 187V186H202ZM221 187H222V185H221ZM230 187V186H229ZM261 187V186H260ZM41 188V189H40ZM131 188L129 189V190H131ZM144 188V189H145ZM217 188H220V187H217ZM224 188V187H223ZM231 188V187H230ZM258 188V187H257ZM135 189V190H136ZM142 189V188H141ZM206 189V188H205ZM236 189H238V188H236ZM241 189V188H240ZM9 190V188L8 189H6V192ZM127 190V189H126ZM148 190V189H147ZM223 190V189H222ZM221 190V191H222ZM254 190H256V188L254 187V189H253V192H254ZM259 190V189H258ZM262 191H263V189H261ZM260 190V191H261ZM3 191V190H2ZM128 191V190H127ZM134 191V190H133ZM132 191V192H133ZM139 195H141V197L142 196H144L147 192H145L144 194L142 193L141 194V192H142V190H140V188H139ZM149 191H151V190H149ZM217 191H220V189H218ZM225 191V190H224ZM241 191V190H240ZM259 191V192H260ZM0 192H1V190H0ZM126 192V191H125ZM131 192V191H130ZM215 192V191H214ZM226 192V191H225ZM247 193H250V192H248V190L246 191ZM256 192H258V191H255L254 193H256ZM134 193V192H133ZM150 192H148L147 194L148 195H152V194H149ZM162 193V192H161ZM179 193V192H178ZM234 193V192H233ZM236 193V192H235ZM253 193V194H254ZM126 194V193H125ZM132 194V193H131ZM220 193H218V195H219ZM224 194V193H223ZM222 194V195H223ZM239 194H240V192H239ZM238 194V192L236 193V194H234L235 195V197H233L234 195H232L231 197L232 198H236V195L238 196L239 195ZM264 193H262V195H263ZM5 195V194H4ZM135 195V196H134ZM138 195V196H139ZM158 195V194H157ZM156 195V196H157ZM176 195V194H175ZM183 195V194H182ZM209 195H210V193H209ZM217 195V196H218ZM240 195H242L240 198H242L245 194L244 193H241ZM239 195V196H240ZM257 195V194H256ZM261 195V196H262ZM132 196V199L131 200H133V197H136L137 196V194L136 193H134V194H132L131 195ZM152 196H154V195H152ZM213 196H215L214 194H213ZM228 196H230V195H228ZM227 196V197H228ZM245 196H247V194L245 195ZM248 196H249V194H248ZM5 197H6V195H5ZM9 197H7V199L9 198ZM123 197V196H122ZM140 197V196H139ZM139 197H137L135 200H138L139 201ZM140 197V198H141ZM145 199H147L148 198V196L147 195H145ZM211 197V196H210ZM219 197H221V195H219ZM223 197V196H222ZM252 197V196H251ZM255 197V196H254ZM257 197V196H256ZM259 197V196H258ZM264 197V196H263ZM150 198H152V197H150ZM155 198L156 197H154V200H155ZM170 198V197H169ZM216 198H218V197H216ZM226 198V197H225ZM231 198V199H232ZM239 197H237L235 200L238 202V201H240L241 202V200H246L247 198H245L244 197V199H238ZM7 199H6V202H7ZM153 199V198H152ZM158 199H160V197H157V201H156V204L159 202V200ZM213 199H215V197L214 198H212V201H213ZM219 200H220V198H218ZM224 199V198H223ZM223 199H221L222 201H223ZM253 199V198H252ZM264 199V198H263ZM1 200V199H0ZM4 200H5V198H4ZM120 200H121V198H120ZM135 200H133L134 202H135ZM161 200V199H160ZM178 200V199H177ZM209 200H210V198H209ZM221 200H220V202L219 201H216V200H214V201H216L217 202V204H216V202L215 203H213V202H211V203H213V205L214 204H216V206L220 209L221 207H223V209L221 208L220 210L223 212V214L224 213H227V216L230 214L229 212L231 211V208L229 207V210L230 211H227L228 209L226 208V206H228L227 204H226V201H225V203L223 202H221ZM247 200H249V199H247ZM247 200L246 201H244V202H247ZM2 202H3V199L1 200ZM42 201V200H41ZM44 201V200H43ZM149 201L151 202L152 200H150L149 199ZM179 201V200H178ZM207 201H208V199H207ZM234 201V200H233ZM235 201V202H236ZM258 201V200H257ZM259 201H260V199H259ZM2 202H0V203H2ZM120 202V201H119ZM118 202V203H119ZM140 202H141V200L139 201V203L138 204H140ZM166 202V201H165ZM184 202V201H183ZM218 202L221 204L222 203V205L224 204H226V206H221L220 205V207L218 206L219 204H218ZM228 202H230V201H228ZM234 202V203H235ZM243 202V203H244ZM112 203V204H111ZM130 203V202H129ZM142 203H144V205L146 204V201L145 202H141V205L140 206H142ZM163 204H164V202H162ZM161 203V204H162ZM175 203V202H174ZM173 203V204H174ZM210 203V204H211ZM250 203V202H249ZM261 203V202H260ZM259 203V204H260ZM106 204H108L107 205V207L109 208V205L111 204V205H113L115 208L117 207L118 209H119V211L122 213V212H125V213H122V214H118V213H120L119 211H117L118 209H115V208H113L112 206V209H113V211L114 210H116L115 211V214L114 213H112L111 212V207L108 209L107 207H105L106 206ZM121 204H118V205H121ZM147 204H148V201H147ZM151 204V203H150ZM150 204H148L147 205V207L149 208V206H150ZM159 204H160V202H159ZM177 204H179V203H177ZM177 204H176V206H177ZM186 204V203H185ZM231 204V203H230ZM245 205V203L244 204H242V203H239V205ZM8 205V206H7ZM154 205H155V202H154ZM154 205H152V209L154 208ZM166 205H167V203H166ZM166 205H164L165 207H166ZM180 206H182L181 205V202H180V204H179ZM187 205V204H186ZM208 205V204H207ZM213 205H211L212 207H213ZM247 205H249L248 203H247ZM246 205V206H247ZM262 205V204H261ZM123 206V205H122ZM139 206V207H140ZM159 207H160V205H158ZM175 206V204L173 205V207H176ZM206 206V205H205ZM215 205H214V207L213 208H215L216 207ZM238 206V205H237ZM252 206H254V205H252ZM257 206V205H256ZM136 207H137V205H136ZM135 207V210H133V211H135L134 212V214L133 215H135V213L137 212L136 210L139 208H136ZM145 207V206H144ZM142 207V209H145V208H147V207ZM168 207V206H167ZM171 207V205L169 206V208ZM211 207V208H212ZM215 208V210H217L218 208ZM244 208H245V206H243ZM258 207V206H257ZM33 208V207H32ZM133 208V207H132ZM151 208H150V210L149 209H147L146 211L148 212V210L149 211H152L151 210ZM178 208H180V207H178ZM190 208V207H189ZM193 207H191L190 209H192ZM195 208V207H194ZM210 208V209H211ZM262 208V207H261ZM264 208V207H263ZM262 208V209H263ZM29 209V208H28ZM27 209V210H28ZM31 209V208H30ZM134 209V208H133ZM171 209V208H170ZM197 209V208H196ZM195 209V210H196ZM209 209V210H210ZM219 209L217 210L219 213L221 212V211H219ZM225 209V210H224ZM227 209V210H226ZM246 209V208H245ZM244 209V210H245ZM157 210V209H156ZM155 210V211H156ZM167 210H168V208H167ZM167 210H165V209H163L162 208V205H161V207H160V209H158L156 212L158 213V215L160 214V213H162V212H164L163 214L165 215L166 214V212H167ZM179 209H177V211H178ZM183 210H185L186 211V209H184V207L182 208V212L181 213H183ZM199 210V209H198ZM213 211V209H212V211H213V215L214 214H216V213H218V212H216V211ZM241 210V209H240ZM250 209H248L247 210V213H248V211H249ZM258 210V211H257ZM256 211L257 212H259L258 213V215H256L257 217L261 214L262 216H264L263 214V210L262 211H260V209H257ZM3 211H0L1 213L3 212ZM131 211H132V209H131ZM131 211H129V212H131ZM132 211V212H133ZM139 211H140V209H139ZM139 211H138V213H137V215L139 216H141V213L142 212H140V214H139ZM141 211H143V210H141ZM146 211H143L144 213L146 212ZM170 211V213L172 214V212H171V210H169ZM168 211V212H169ZM176 210H174L173 211V215H171V216H169V215H165V217H166V225H168L169 224V226L168 227H165L164 228V226H166L165 225V223H164V225L162 226L161 225V227L162 228H159V230L161 229H166V230H168L169 232L171 231L172 233L174 232H176V234H177V232H179L180 230H183V229H185V228H183V229H181L180 227H181V224L179 223V221L181 222V221H183L182 219L181 220H179L178 221V219H176V221H177V224L179 223L180 225H179V230H178V228H177V225L175 226L174 224L176 223V221L173 223V220H175V217H177L178 215H176L175 217H173L174 216V214H176L177 212H175ZM179 211H181V209L179 210ZM190 211V210H189ZM188 211V212H189ZM192 211V210H191ZM227 211V212H226ZM236 211V210H235ZM242 211V210H241ZM240 211V213H245V212H241ZM108 212H110V213H108ZM131 212V213H132ZM156 212H154V215H155V213ZM175 212V213H174ZM195 212V211H194ZM251 212V211H250ZM111 213H112V215H111ZM127 213V214H126ZM143 213V214H144ZM151 212H149L148 214H150ZM218 213V214H219ZM239 213V212H238ZM263 213V214H262ZM114 214V215H113ZM118 214V215H117ZM143 214H142V216L141 217H143ZM146 214V213H145ZM184 214V213H183ZM182 214V215H183ZM191 214H194V213H191ZM211 214H212V212H211ZM221 214V216L220 215H218V217L220 218V219H218V221L219 220H221V218H222V213H220ZM2 214H0V216H1ZM120 215V216H119ZM132 216V214H129V216ZM152 215V214H151ZM164 215H162V218H163V216ZM181 215V214H180ZM181 215V216H182ZM198 215V214H197ZM232 215H234V212L232 213ZM249 215V214H248ZM112 216H116V217H112ZM153 216V215H152ZM181 216H178V218L179 217H181ZM196 216V215H195ZM242 215L240 214V218H242L241 217ZM243 216H245V215H243ZM24 217V216H23ZM26 217V216H25ZM150 217V216H149ZM158 217L159 216H157V220L160 222L161 220H159L158 219ZM184 217V216H183ZM182 217V218H183ZM189 217H191V215L189 214V216H187V218H189ZM214 217H216V218H218L217 216H215L214 215ZM238 216H237V218H233V217H231L230 219H233V220H230V219H227V218H225V216H223V218L224 219H227V220H229L227 223H226V221H225V223H224V221H222L223 223L221 224L220 222L221 221H219V222H217V220H214V221H216L215 223L216 224H218V225H220V226H218V225H216V226H218V227H221V226H223V224H224V226H223V228H219L221 231H222V229H226L227 231V233L228 234H233V233H235V232H233V233H229V231L231 230H229L228 229V227L230 226V227H233L234 225H237L238 226V228H239V226L240 225H242L244 222H245V220H246V218H242L243 220H241L240 218H239ZM251 217H252V215H251ZM28 218V217H27ZM115 219V220H113L112 221V219ZM140 218V217H139ZM173 218V219H172ZM194 218V217H193ZM215 218V219H216ZM259 218H260V216H259ZM35 219V218H34ZM110 219H111V221L112 222H109L110 221ZM141 219H143V218H141ZM147 219H148V217H147ZM146 219V221H148ZM180 219V218H179ZM201 219V218H200ZM203 219V218H202ZM235 219V220H234ZM240 219V220H239ZM248 219V218H247ZM4 220V221H3ZM25 220V219H24ZM145 220V219H144ZM152 221H154V223L159 227L160 226V223L159 222H157V220H156V218H155V220H153V219H151ZM163 220V219H162ZM185 220H187V219H185ZM264 220V219H263ZM145 221V222H146ZM213 221V220H212ZM230 221H232V222H234V224H231V222ZM236 221H239V223L241 222V221H243V223L241 222V224H235V223H237ZM32 222V221H31ZM108 222H109V224H108ZM208 222V221H207ZM230 222V223H229ZM248 222V221H247ZM144 223V222H143ZM148 223V222H147ZM162 223V222H161ZM168 223V224H167ZM182 223V222H181ZM198 223V222H197ZM229 223V224H228ZM183 224H185V223H183ZM187 224V223H186ZM205 224H207V223H205ZM214 224V223H213ZM226 224H228V227L226 226ZM232 226H231V225ZM261 224H262V222H261ZM3 225V224H2ZM40 225V224H39ZM153 224H151L150 225V222L148 223V225H147V227H148V229L147 230H150V228H149V226H151L152 228L154 227V226H152ZM190 225V224H189ZM199 225V224H198ZM201 225V224H200ZM183 226V225H182ZM213 226V225H212ZM211 226V227H212ZM236 226V227H237ZM146 227V226H145ZM170 227V228H169ZM204 227V226H203ZM226 227V228H225ZM246 227V226H245ZM18 228V227H17ZM26 228V227H25ZM151 228V229H152ZM242 228V227H241ZM240 228V229H241ZM27 229V228H26ZM37 229V228H36ZM146 229V228H145ZM145 229H144V231H145ZM156 229V228H155ZM154 228L152 229V235L151 236H155V240L156 239H158L157 237H159L158 235H160V236H162V233L160 234V233H158V235L156 234L158 231H156V233H154L155 230ZM171 229H173V230H175V229H177L176 231H173V230H171ZM191 229V228H190ZM214 229H216V227H214ZM4 230V229H3ZM101 230H103V231H101ZM112 230H115L114 228L112 229ZM111 230V231H112ZM147 230H146V232H147ZM160 230V231H161ZM185 230H187V229H185ZM185 230H183V231H185ZM213 230V229H212ZM219 230V231H220ZM232 230H233V228H232ZM30 231V230H29ZM109 231V230H108ZM151 231V230H150ZM162 231H164V230H162ZM168 231H166L167 233H168ZM183 231H180V233H178V235H180L179 236V240H177L176 239V236L174 235V233L172 234V233H170V235H168V236H170L171 237V235H173L172 237H174L173 238V240L172 241H174L175 240V242L174 243H176L177 245H173L174 247L173 248H175V249H173V250H175V254L173 253V252H169V254H171V253H173V255H176V253H178L179 251H180V253H181V257H182V254H183V252H185L184 251V248H186V249H188V250H186V254L188 253V251H189V249L190 248H188V247H190L191 246V248L192 249H194V246H195V243L197 244V241L194 239L195 237H193V240H195V241H193L192 240V237H191V239L189 240L188 239V237H187V235H188V233H187V235L185 234V236L183 237L182 235H184V233H186V232H183ZM189 231V230H188ZM191 231V230H190ZM215 232H216V236L218 235L219 237H220V240H221V242H220V244L222 243V241H224L222 238H221V236H222V234L220 233V232H217L216 230H214ZM102 232H104V234L102 233ZM110 232V231H109ZM120 232V231H119ZM183 234H182V233ZM197 232V231H196ZM225 231H223L222 233H226ZM231 232V231H230ZM240 232V231H239ZM24 234H25V232H23ZM30 233V232H29ZM148 233H149V231H148ZM163 233H165V232H163ZM208 233V232H207ZM218 233H220L221 234V236L218 234ZM226 233V234H227ZM39 234V233H38ZM110 234V233H109ZM108 234V236H111V235H109ZM113 234V233H112ZM144 234V235H143ZM143 234H140V235H138L137 237H139V238H141V237H143L144 238V236H146L145 234L146 233H143ZM189 234H191L190 232H189ZM197 234V233H196ZM226 234H223L224 236H226ZM3 235V234H2ZM25 235H27V234H25ZM107 235V234H106ZM114 235V234H113ZM114 235V236H115ZM123 235V234H122ZM128 235V234H127ZM127 235H124L123 236V239H124V237L125 236H127ZM142 235V236H141ZM194 235V234H193ZM207 235V234H206ZM205 235V236H206ZM229 235V236H230ZM9 236V235H8ZM17 236V235H16ZM28 236V235H27ZM26 236V237H27ZM30 237H31V235H29ZM28 236V238L29 239H31L30 237ZM113 236V237H114ZM151 236H146L147 238H151ZM153 236V237H154ZM165 237H167L166 235H164ZM192 236V235H191ZM233 236V235H232ZM232 236H231V238H232ZM26 237H24V238H26ZM112 237V236H111ZM116 237V236H115ZM128 237H129V235L127 236V239H124V240H127L128 241ZM134 237H136V236H134ZM145 237V238H146ZM0 238H2V237H0ZM8 238V237H7ZM21 238H23V237H21ZM28 238H26V240L28 239ZM117 238V237H116ZM116 238L114 239L115 241H116ZM142 238V240H144ZM161 238V237H160ZM203 238H204V235H203ZM214 238V237H213ZM225 238V237H224ZM230 238V239H231ZM233 238H236V236H234ZM17 239V240H16ZM56 239V241L54 242V240ZM107 239V240H106ZM129 239H131L130 237H129ZM136 239V238H135ZM162 239V238H161ZM160 239V240H161ZM165 239V238H164ZM163 239V240H164ZM170 239V238H169ZM207 239V238H206ZM211 239H212V237H211ZM210 238H209V240H211ZM230 239H228V240H230ZM4 241V243L6 244L7 243V241ZM24 240V239H23ZM104 240H106V242L104 241ZM123 240V241H124ZM132 240V239H131ZM141 239H140V242L142 241ZM155 240H153V241H155ZM217 240V239H216ZM228 240L226 241V242H228ZM236 240H238V239H236ZM15 241V242H14ZM135 241V240H134ZM157 241V240H156ZM155 241V242H156ZM165 243H167V240L165 239ZM172 241H171V239L170 240H168V244H171L172 243ZM193 241V242H192ZM213 241V240H212ZM214 241H215V239H214ZM232 241V240H231ZM234 241V240H233ZM232 241V242H233ZM239 241V240H238ZM24 242H25V240H24ZM27 242V241H26ZM116 242V243H117ZM120 242V243H119ZM154 242V243H155ZM195 242V243H194ZM205 242V241H204ZM208 242V241H207ZM232 242H230V244H231V247H232V249H233V246H232V244H234V242L232 243ZM9 243V242H8ZM146 243V242H145ZM149 244H150V240H149V242H148ZM146 244V245H149V244ZM158 243H159V240H158ZM164 243V244H165ZM198 243H199V241H198ZM203 243V242H202ZM202 243H200V244H202ZM215 243V242H214ZM217 243V242H216ZM0 244H2V242L0 243ZM26 244V243H25ZM123 245H124V243H122ZM136 244V243H135ZM151 244L153 245V243L151 242ZM157 244V243H156ZM159 244H162V243H159ZM164 244H163V246H164ZM173 244V243H172ZM199 244V245H200ZM207 244V243H206ZM219 243H217V245H218ZM222 244H224V243H222ZM226 244H228V243H226ZM236 244V243H235ZM240 244V243H239ZM28 245H29V243H28ZM109 245V244H108ZM116 245V244H115ZM122 245V246H123ZM152 245H150L151 247H152ZM155 245V244H154ZM190 245V246H189ZM194 245V246H193ZM198 245V244H197ZM197 245H196V247H195V250H196V248H197ZM208 245H209V243L207 244V247H208ZM216 245V244H215ZM229 245V244H228ZM5 246V245H4ZM13 246V245H12ZM15 246V245H14ZM83 246H86L88 249H86L85 247H83ZM157 246H158V249H159V245H156V248H157ZM162 246V249L164 250L165 248H166V250H167V246H170V245H166L165 244V246L166 247H163ZM193 246V247H192ZM201 246H203V245H201ZM236 246V245H235ZM6 247V246H5ZM8 247H10V245L8 244ZM85 248V250L86 251H83L82 249H80V248ZM125 247V246H124ZM128 247H130V245L128 246ZM135 247V246H134ZM139 249V251H141V250H143V251H141V252H139L138 250H137V248ZM135 248H136V251L135 250H133V249H135V248H133L132 250V252L131 253H133L134 251L135 252H139V253H142V255H145L146 257L145 258H147V257H149V258H147L145 261H144V263L146 262L147 263V260L149 261V260H152L153 258H151L150 257V255L148 256V253L149 252H151V251H153V249L155 248L154 246V248L152 247L151 249L152 250H150V247L148 246V247H146V249L143 247H138V246H136ZM160 247H161V245H160ZM171 247H172V245H171ZM170 247V248H171ZM206 247V248H207ZM217 247H219V245L217 246ZM225 247H226V245H225ZM227 247H229V246H227ZM239 247V246H238ZM2 248V247H1ZM4 248V247H3ZM13 248V247H12ZM126 248V247H125ZM131 248V247H130ZM154 249V251L155 252H157L158 250L157 249ZM203 248V247H202ZM206 248H204V250H206ZM209 248V247H208ZM7 249V248H6ZM9 249V248H8ZM109 249V250H108ZM148 249H149V251H148ZM161 249V250H162ZM183 249V250H182ZM227 249H229V248H226V250ZM235 249V248H234ZM30 250V249H29ZM28 249L26 250V251H29ZM45 250V251H44ZM157 250V251H156ZM191 250V249H190ZM210 250V249H209ZM208 250V251H209ZM213 250V249H212ZM6 252L8 251H11L12 252V249L10 248L9 250H5ZM113 251V250H112ZM129 251V250H128ZM131 251V250H130ZM145 251H146V253H145ZM153 251V252H154ZM169 251H171V249L169 250ZM211 251V250H210ZM228 251H230V250H228ZM7 252V253H8ZM31 252V251H30ZM108 252H110L111 253V255H110V253L108 254ZM160 251H158V253H159ZM190 252V251H189ZM214 252V251H213ZM217 252V251H216ZM29 253V252H28ZM119 254L118 256H120L122 259H120L116 254ZM162 253H163V251H162ZM162 253H159V256H160V254H162ZM164 253H166V251H164ZM163 253V254H164ZM184 253V254H185ZM203 253H205V252H203V251H200V250H196V252H195V254H198V255H196L197 257L199 256L200 257V255H202ZM219 254L221 253V252H218ZM235 253V252H234ZM247 253V252H246ZM130 254V253H129ZM136 254H138V253H136ZM186 254H185V256H183V263H182V261H181V257H179V260H180V262L178 263L177 262V264H184V262H187V260H189V259H187V257H186ZM190 254V253H189ZM195 254H193V255H195ZM207 254V253H206ZM228 254V253H227ZM241 255H242V253H240ZM2 254H0V256H1ZM157 255V254H156ZM172 255V256H173ZM179 255V254H178ZM192 254H191V256L190 255H188L187 254V256H188V258H190V257H192L193 256ZM223 255V254H222ZM233 255V254H232ZM116 256H117V258H116ZM139 256V255H138ZM159 256H158V258H159ZM163 255H161L160 257H162ZM196 256H193L194 258L196 257ZM204 256V255H203ZM246 256V255H245ZM140 257H142L141 255H140ZM144 257V256H143ZM157 257V256H156ZM169 257V256H168ZM174 257V256H173ZM186 259H185V258ZM198 257V258H199ZM208 257V256H207ZM230 257V256H229ZM239 257V256H238ZM237 257V258H238ZM4 258V257H3ZM166 258V257H165ZM175 258V257H174ZM203 258V257H202ZM220 258H221V256H220ZM220 258H218V259H220ZM227 258V257H226ZM236 258V259H237ZM246 258V257H245ZM144 259V258H143ZM161 259V258H160ZM177 259V260H176ZM176 259H174V260H176V261H178V256L176 255ZM185 259V260H184ZM216 259V258H215ZM244 259V258H243ZM247 259V258H246ZM167 259H165V261H166ZM169 260V262H170V259H168ZM202 260V259H201ZM227 260V259H226ZM241 260V259H240ZM120 261H122V262H120ZM190 261H191V259H190ZM234 261V260H233ZM192 262H194L193 260H192ZM191 262V263H192ZM203 262V261H202ZM207 261H205V263H206ZM210 262V261H209ZM243 262V261H242ZM150 263V262H149ZM149 263H147V264H149ZM204 263V262H203ZM203 263H201V264H203ZM0 264H1V262H0ZM125 264V263H124ZM152 264V263H151ZM168 264V263H167ZM187 264H188V262H187ZM189 264H190V262H189ZM196 264H198V263H196ZM218 264V263H217ZM230 264V263H229ZM233 264V263H232ZM257 264V263H256Z\"/></svg>","mask_w":264,"mask_h":264},{"label":"rangeland","instance_id":"obj_2","mask_svg":"<svg viewBox=\"0 0 264 264\" xmlns=\"http://www.w3.org/2000/svg\"><path fill=\"white\" fill-rule=\"evenodd\" d=\"M104 1H107V0H0V54H2L3 53V55H0V68L2 67V65H5V67H4V70L3 69H1L0 70V76H1V74H2V72L3 71H5V73L4 74H8L7 76L6 75H4V74H2V76L0 77V84H2V83H4V82H2L1 81V79L2 80H5V77H6V79H8V82H9V80H14L15 79V77H20L22 74L24 75V73H26V74H28V72H30V70L29 69H31L33 66H35L36 65V63L37 64H41L40 62H42L43 61V56H44V58H45V60H44V63L43 64H48L50 61H49V59L51 60V62H56L55 60L57 59L58 61H60L59 59H63L62 60V63H61V61L59 62V64L61 65V64H64V61H66V60H70V55H72V53H73V51H75L77 48H79L80 47V45H81V41L84 39V38H86L87 36H91V35H94L95 34V32H96V30H97V28H98V26H99V23L97 22V19L98 18H96L95 17V14L93 13V14H88L87 12H88V9L89 8H106V6L102 3V2H104ZM232 0H226V1H223V2H220L218 5H215L214 6V8L213 9H215V8H218V11H215L213 14L211 13V15H209V16H207L206 17V20L204 21V23H206L207 25H211L212 27H213V23L214 24H216L217 26H215L214 25V30L216 31V32H221L222 33V36L220 37V39H222V41H221V49H220V51L222 50V52L224 51L223 49L226 47L227 49H225V51L223 52L224 54L226 53V50H233V51H236V50H238L239 49V46L237 47V45L238 44H240V43H246V46H249L250 44V48L248 47V50H250V49H252V48H254V49H252V50H250L251 51V54L253 55V54H255L256 55V53L258 52V54H257V57H256V59L254 60V63L256 62L257 64V68L255 69L256 71H257V69H259L257 72L259 73V75H258V77H257V74L258 73H255L256 75L254 76V75H252L251 76V74H250V70H248L247 69V73H245L246 72V70L244 69L245 67L246 68H248V66H247V64L245 65V64H243V63H241V64H239V65H236V66H234L233 68H229V72H227L228 73V75L226 76V78L224 79V76H221L220 75V73L217 71V70H215L214 69V72L211 70V71H209L208 73H206L207 75H205L204 74V76H203V72L201 73V71H202V69H200V66L202 65V64H204V60H206V61H208L207 60V58H205L201 53H200V55L199 56H197L198 55V45H195V44H197V42L195 43V40H196V38L198 37V35H199V37L202 35H200V33L199 34H197V33H195V32H193V33H195V34H193V35H189L190 37H188L189 39L191 38V39H193L192 40V42L191 41H186L185 39H187V38H185L188 34H190V32H192L193 30H191V31H188L187 32V35L184 37L185 39H184V41H180L181 43H182V46L181 47H174L173 45H174V43L178 40V39H176L175 40V38L173 37V35L175 34V32H176V30H178L177 32H179L180 30H179V28L177 29H172L171 30V26H172V24H170V26H169V24L167 23V28H168V26H169V28L168 29H166V28H164L165 26H166V24H164V25H162L161 26V28L163 29L164 28V31H165V33H163V31H161V35H162V33L164 34V38H162V36H160V38H151V37H149L150 39H149V45L151 46V45H154L153 47L151 46V47H149V48H146L145 46V44H143V43H146V42H144V40L143 41H141L142 43V45H144V47L145 48H142L140 45V42L137 44V41H136V43H133L131 40H130V38H129V40L131 41V43H124V45H118L119 47V50H117V51H120L119 53H120V55L118 54L117 55V53H115L114 54V59H115V57H116V59L115 60H117L116 62H115V60L113 59V61H112V65L113 66H115L116 67V69L114 70V72H116V73H114V75L115 74H117L118 76L116 77V75H115V78L113 77L112 78V80L113 81H111L112 83L113 82H115V83H113V85L115 84H122L126 79H128V75H129V70H130V73H131V77H132V80L134 81V82H140L139 84L138 83H135L134 85L135 86H137V87H140L141 86V88H138V93L139 94H141V95H144V96H141V95H139L138 93H137V98L138 97H140L141 96V99L139 98V99H137L138 101H137V103H134L135 105H134V108H135V110L134 109H132L133 111H129V113H127V114H125L124 116H122V113H119V112H121V109L123 110V109H126V108H132V104L133 103H122L121 105L119 104V106L117 107V106H114L113 105V103H114V101H113V103H111V105H112V107H111V111L113 110L114 111V113L115 112H117V114L115 115V118L116 119H119L120 121H123L124 122V124H123V126L121 127L122 128V130L124 129L125 131H127L128 130V133H130V136H129V138L127 139V141L129 142L131 139V142L128 144V149L126 150V155L128 154V150H130L131 152H130V155L131 156H129V157H132V155L134 156V157H132V159L133 158H135V160L134 161H130L131 160V158H130V160H128V159H125V158H127V157H124L125 156V152L124 153H122L121 151V153H119V152H117L116 154L118 155V153H119V156L121 155V154H124V155H121V156H123V159H120L119 160V162H117L118 164L117 165H124L123 167H129V168H131L132 169V172H133V164L135 163H138V161L140 160V159H142V162H141V160L139 161V165L138 164H134L135 166H138V169L136 170L137 172H135L134 173V175H133V179L131 178V176H132V172H130L131 171V169H129V168H126L125 170L123 169V172H122V175H121V171H120V176L122 177V176H125V174H126V176H127V173H129L130 172V174L129 175H131V176H127V177H130V178H128L129 179V182H133L134 184L136 183V180H137V178L139 179V177L143 180V181H145V182H142L141 184L143 185L144 183V185L142 186H138L137 187V189L136 188H134L135 187V185H134V187H124V191L121 193V196L119 197V200H118V202L117 203H115V204H117L116 206L118 207V206H121L122 207V210L121 211H123V209L125 210V208H123V207H125V205L128 203V204H130V205H126V207L128 206H132L131 205V203L133 202V203H136V201H137V207H136V205L134 206H132L131 207V209H132V211L133 210H135V207L136 208H138L140 205H141V202H145L146 201V204L144 205V203H142V206H140L136 211V213H135V215H133L134 214V212L135 211H131V209H127V213H129V214H132V216L130 215L129 216V214L128 215H126V217H123L122 215H124V214H122V213H125V212H120L119 211V209L116 207H114L113 205H109V208L112 206L113 208H115V209H118L117 211H119L120 213H118V214H122L121 215V218H117L116 216H112V217H116V220L113 218L112 219V221L113 220H115V221H111V219H110V221L109 222H112V224H109V222H108V224H109V226L111 227L112 225H114L113 227H111L112 229L114 228L115 230H110V229H108V230H106L105 229V231L106 232H108V233H105V236H106V238H108V240H109V238L111 239V241L113 240L114 242H112V243H110V242H106V240H104L105 242H106V246H107V248H111V245L112 244H114V245H112V248L114 247H117V246H119L118 245V242H117V239L119 238L117 235H119V236H121L122 237V239H121V247H122V249H120V247L118 248H115V250L114 249H110V252L112 253H114L115 251L117 252L119 249V252L118 253H120L121 251L124 253V256H122L123 255V253L121 252L120 254H121V256L123 257V261H124V263L125 264H147V263H149V264H177V262L179 263L180 262V260H179V257H181L180 255H181V253H180V251L178 252V253H176V255L178 256V261H176L177 259H176V255H173V253L175 252V250H173V249H175V248H173L174 246L173 245H177L176 243H174L175 242V240L174 241H172L173 240V238L176 236V239L177 240H179L180 238H179V236L180 235H178V233H180V231H183V230H185V229H187V230H185V231H183V232H186V233H184V235H182L183 237L185 236V234L187 235V233H188V235H187V237H188V239L190 240L191 239V237H192V240H193V237H195L194 239L197 241V244L195 243L196 241L195 240H193V241H195L194 243H195V246H194V249H192L191 248V246L190 247H188V248H190L189 249V251H188V255H190L191 256V254L193 255V254H195V252H196V250H200V251H203V252H205V253H203L202 255H200V257L198 258L196 255H198V254H195V255H193V256H196L195 258L192 256V257H190V258H188V256H187V254L185 253L186 252V250H188V249H186V248H184V251L185 252H183V254H182V259H181V261L183 260V256H185V254H186V257H187V259H189V260H187V262H188V264H189V262H190V264H196V263H198V264H201V263H203V264H264V216H262L261 214L259 215L260 216V218H259V216L257 217L256 215H258V213L259 212H257L258 210L257 209H260V211H264V194L262 195V193H264V171H263V173H262V176H260V175H258V174H253V175H250V176H252L253 177V182H254V179L256 178V175L257 176H259V177H257L256 178V180H255V184L256 185H254L253 186V182L251 181V183H250V181H248V179H252V177H250V178H248V176L247 175H249V174H247L246 176V178L247 179H245L243 176H245V174L247 173L246 172V170L248 169V167L249 166H247V167H244V171H241L242 169H241V166H242V168H243V164H241V162H242V160H244V161H246L245 163H247V162H251L252 161V163L253 162H257V163H260V165L262 166V164L261 163H263V165H264V161H262V160H264L263 158H264V155L263 156H261L260 157V155H262L263 153H264V147H261V150L260 149H257L258 147L260 148V146H256L257 148L256 149H251L250 147H252V148H255V146L253 145V144H256L257 143V141H259V140H261V141H259V144L261 145V146H263L264 145V143H260V142H262V141H264V139L262 140V138H264L263 136V133L261 134V136L259 135V133H258V135L256 136V134H257V131L256 132H252V131H250L251 129H249L250 127H251V124H252V120L254 119H251L250 117V115L248 114V112H250L251 111V113L253 114H258V115H261V113L262 112H264V109L263 110H259V107L260 108H263L264 107V103L263 102H257L258 104H257V106H255L254 107V105L256 104V103H252V102H256V101H260V99H261V101H263L262 100V97H264V95H262L263 93L260 91L259 92V90H258V92H256V94L254 93L253 95H255V96H253L252 94H249L248 92H249V90H254L256 87H257V89L258 88H263L264 86H262V85H264V84H262V83H264V78H263V76H264V65L262 66V64H264V25H262V27H261V24H262V22L264 23V16H262V14H264V3L263 2H261L260 0H233L234 1V3L232 2V3H230ZM240 1L242 2V3H240ZM262 1H264V0H262ZM226 2V3H225ZM235 2H238V3H235ZM247 2V3H246ZM260 2V3H259ZM223 3V4H222ZM263 3V5H261ZM231 4V5H230ZM235 4V5H234ZM240 4V5H239ZM238 5V6H237ZM242 5V6H241ZM246 5V6H245ZM259 5H261L260 7H259ZM218 6V7H217ZM241 6V7H240ZM245 6V7H244ZM237 7V9H235ZM258 7V8H257ZM88 8V9H87ZM225 8H227V9H225ZM239 8V9H238ZM261 8V9H260ZM85 9L87 10V11H85ZM170 9V13H174V11H171L172 9H173V7H171V8H169ZM244 9V10H243ZM247 9V10H246ZM225 10V11H224ZM234 10H236V13H234ZM239 10V11H238ZM260 10V11H259ZM105 11H107V10H105ZM104 11V12H105ZM242 11V13L243 14H239L240 12ZM213 12V11H212ZM228 12V13H227ZM238 12V13H237ZM262 12V13H261ZM258 13V14H257ZM239 15V17H238V15ZM220 15V16H219ZM226 15V16H225ZM220 18H219V17ZM249 16V17H248ZM209 17V18H208ZM213 18V22L211 23V24H208V23H210L211 22V19ZM215 18V19H214ZM232 19V20H231ZM207 20H209V21H207ZM224 20V21H223ZM235 20V21H234ZM241 20V21H240ZM243 20V21H242ZM238 21H240V24L238 23ZM257 21V22H256ZM208 22V23H207ZM236 22V23H235ZM226 23V24H225ZM248 23V24H247ZM205 24V25H206ZM224 24V25H223ZM233 24V25H232ZM242 24V25H241ZM244 24V25H243ZM257 25V26H256ZM154 26H155V28H154ZM164 26V27H163ZM244 26V27H243ZM149 26H147V28H148ZM237 27H239L238 28V31H237ZM160 29V26H157V25H152V26H150L149 27V29H146V31H145V33L143 32V34H146L147 35V32H154L155 30H159ZM221 30H219V29ZM234 28V29H233ZM235 28H236V32H239V31H246V33H247V31L249 32V34H246V35H244L243 37H241V38H239L235 33L236 32H234L233 30H235ZM247 28H249V29H247ZM257 28V29H256ZM161 29V30H162ZM167 30V32H166V30ZM231 29V30H230ZM233 29V30H232ZM242 29V30H241ZM260 29V30H259ZM148 30V31H147ZM153 30V31H152ZM169 30V31H168ZM174 31V32H173ZM223 31H225V32H223ZM231 31H233V33L234 34H231L232 32ZM136 32H138V31H136ZM229 32H231V33H229ZM133 33V32H132ZM139 33V32H138ZM167 33V35H165ZM169 33V34H168ZM171 34V35H170ZM177 34H180V32L179 33H176V35ZM197 34V35H196ZM229 35V34H231V36L233 35V37H231L230 35L229 36H226V35ZM175 35V36H176ZM194 35H196V36H194ZM130 36V35H129ZM133 36V35H132ZM194 36V37H193ZM248 36V37H247ZM251 38H250V37ZM263 36V37H262ZM168 37H170V38H168ZM196 37V38H195ZM245 37H247L245 40L243 39V38H245ZM10 38V39H9ZM135 37H132L131 39H134ZM146 38V37H145ZM147 38H148V35H147ZM162 38V39H161ZM172 38H174V40L172 39ZM195 38V39H194ZM225 38V39H224ZM230 38H231V40H232V43L233 44H231L230 43ZM234 38H237V40L238 41H236ZM152 39H154V41L157 43L158 41H159V44L157 43H153L154 41H152ZM159 39V40H158ZM167 39H168V41H167ZM228 39H229V46L227 47V45H228ZM243 39V40H242ZM255 39V40H254ZM261 39V40H260ZM263 39V40H262ZM20 40V41H19ZM146 40V39H145ZM158 40V41H157ZM160 40L162 41L161 43H160ZM170 40V41H169ZM180 40V39H179ZM179 40L175 43V44H177L178 42H179ZM182 40V39H181ZM235 40V41H234ZM241 40L243 41V42H241ZM146 41H148V39L146 40ZM152 41V42H151ZM165 41V42H164ZM172 41H173V43H172ZM185 41H186V43H185ZM245 41V42H244ZM150 42H151V44H150ZM164 42V43H163ZM167 42H169V43H172V44H169V43H167ZM189 42H190V44H189ZM250 44H249V43ZM18 43V44H17ZM133 43V45H131ZM146 43V44H147ZM153 43V44H152ZM186 45H185V44ZM226 43H227V45H226ZM237 43V44H236ZM247 43H248V45H247ZM252 43H255V44H252ZM257 43L259 44V45H257ZM261 43V44H260ZM23 44H28L26 47L25 46H22ZM126 44V45H125ZM135 44H136V46H137V49H136V47H135ZM140 44V45H139ZM162 44V45H161ZM194 44V45H193ZM21 45V46H20ZM76 45H77V47H76ZM138 45H139V48L141 49V51H139L140 49L138 48ZM168 45V46H167ZM170 45V46H169ZM191 45V46H190ZM226 45V46H225ZM234 45H235V47H234ZM257 45V46H256ZM20 46V47H19ZM156 46H159L160 48H163L164 46L166 47V48H163L162 50H160V51H162V53L161 52H159V48H157ZM172 46H173V48H172ZM193 46H195V49H193L194 47ZM225 46V47H224ZM230 46H233V47H230ZM253 46H255V47H253ZM258 46H259V48H258ZM75 47V50L73 49ZM125 47V48H124ZM126 47L127 48H131L132 49V51H133V53H129V51H131V49L128 51H126ZM133 47H134V49H133ZM156 47V48H155ZM185 47V48H184ZM224 47V48H223ZM261 47H262V50H261ZM10 48V49H9ZM117 48V49H118ZM122 48V49H121ZM151 48H153L152 50H149V49H151ZM179 49V51H181V52H179V56H178V58H177V55H178V50L177 49ZM190 48V49H189ZM198 48V49H197ZM229 48V49H228ZM258 48V49H257ZM6 49V50H5ZM136 49V50H135ZM147 49H148V52H147ZM181 49V50H180ZM256 49H257V51H256ZM8 50V51H7ZM65 50V51H64ZM73 50V51H72ZM145 50H146V52H145ZM155 50V51H154ZM174 50V52H171V51H173ZM186 50V51H185ZM194 50V51H193ZM195 50H196V52H195ZM240 50V49H239ZM31 51V52H30ZM34 51V52H33ZM144 51V52H143ZM158 51V52H157ZM176 51V52H175ZM184 51V52H183ZM193 51V52H192ZM232 51V53H233V55H239V53H240V51H238V54H236V52H233ZM67 52V53H66ZM72 52V53H71ZM125 52V53H124ZM129 54H128V53ZM134 52L136 53V55L134 54ZM138 52H141V53H138ZM156 52V53H155ZM167 52V53H166ZM8 53H11V54H8ZM34 53V54H33ZM59 53V54H58ZM66 53V54H65ZM145 53V55L147 54V57L145 56H143L142 54H144ZM155 53V54H154ZM170 53V54H169ZM175 53V56L173 55ZM177 53V54H176ZM183 53V54H182ZM197 53V54H196ZM39 54V55H38ZM51 54V55H50ZM53 54V55H52ZM56 54V55H55ZM58 54V55H57ZM75 54V52L73 53V55ZM134 54L135 56H134V58L132 57V55ZM139 54V55H138ZM157 54V55H156ZM180 54H181V56H180ZM48 55V56H47ZM117 55V56H116ZM131 55V56H130ZM140 55L141 56H143V60H144V62H143V60H142V58H140ZM169 55V56H168ZM171 55V56H170ZM192 55H193V57H192ZM201 55H202V58H201ZM205 55V54H204ZM2 56V57H1ZM4 56H6V58H7V63H4ZM50 56V57H49ZM55 56V57H54ZM68 56V58H66ZM128 56H130V57H128ZM138 56V57H137ZM184 57V59H183V57ZM261 56H263V57H261ZM53 57V58H52ZM65 57V58H64ZM170 57V58H169ZM196 57H198V58H196ZM2 58H3V60H2ZM126 58H128V59H126ZM135 58H137V59H139V62H141L142 64H140L137 60L136 61H133ZM169 58V59H168ZM172 58H175L176 60L174 61V63L170 66V65H168V63L170 62V60H172ZM182 60H181V59ZM195 58V59H194ZM262 58H263V60H262ZM9 59V60H8ZM131 59V61H129ZM133 59V60H132ZM203 59V60H202ZM167 60V61H166ZM190 60V61H189ZM197 60V61H196ZM201 60H202V62H201ZM58 61L56 62V63H58ZM263 61V62H262ZM67 62V61H66ZM114 62V63H113ZM132 62V63H131ZM134 62L136 63V64H134ZM190 62V63H189ZM198 62V63H197ZM2 63H4V64H2ZM202 63V64H201ZM259 63V64H258ZM67 64H69V63H67ZM122 64V66H120ZM129 64H131V65H129ZM141 65V67H140V65ZM166 64V65H165ZM175 64H177V65H175ZM8 65V66H7ZM66 65V64H65ZM133 65V66H132ZM136 65V66H135ZM168 65V66H167ZM190 65V66H189ZM192 65V66H191ZM7 66V67H6ZM31 66V67H30ZM117 66H120V67H118L117 68ZM135 66V67H134ZM139 66V67H138ZM170 66V67H169ZM174 66V67H173ZM178 66V67H177ZM179 66H181V67H179ZM184 66V67H183ZM238 66V67H237ZM258 66H259V68H258ZM262 66V67H261ZM122 67V68H121ZM130 67L132 68V69H130ZM167 67V68H166ZM29 68V69H28ZM120 68H121V71L123 72V73H125V74H123V73H119V72H121L120 71ZM134 68V69H133ZM138 68H140V69H138ZM197 68V69H196ZM11 69V70H10ZM119 69V70H118ZM123 69H126L125 71L123 70ZM135 69H136V71H135ZM167 69V70H166ZM171 69V70H170ZM185 69H186V71H185ZM190 69V70H189ZM192 69V70H191ZM235 69V70H234ZM240 69V73H236V72H234V76H232V72L233 71H237V70H239ZM249 69H250V67H249ZM6 70H7V72H6ZM9 70V71H8ZM131 70H133V71H131ZM137 70H138V73H137ZM145 70V71H144ZM173 70V71H172ZM230 70H231V72H230ZM118 71V72H117ZM139 71L141 72V74H143V75H139ZM142 71H144V72H142ZM179 71V72H178ZM192 71V72H191ZM8 72H10V73H8ZM165 72H167V73H165ZM12 73V74H11ZM177 73V74H176ZM195 73V74H194ZM211 73V74H210ZM230 73H232V74H230ZM245 73V74H244ZM190 74V75H189ZM237 75V77H236V75ZM240 74H241V76H243V74L245 75V76H243V78L240 76ZM248 74V75H247ZM262 74V75H261ZM16 75V76H15ZM120 75H121V77H120ZM133 75V76H132ZM136 75H137V77H136ZM139 75V76H138ZM167 75V76H166ZM170 75V76H169ZM186 75V76H185ZM200 75V76H199ZM231 75V76H230ZM247 75V76H246ZM250 75V76H249ZM5 76V77H4ZM8 76H9V78H8ZM123 76H125V77H123ZM141 76V77H140ZM144 76V77H143ZM174 76V77H173ZM185 76V77H184ZM201 76H202V78H201ZM220 76V77H219ZM260 76V77H259ZM21 77H23V76H21ZM118 77H120V78H118ZM127 77V78H126ZM136 77V79L137 80H135V79H133V78H135ZM228 77V78H227ZM244 77H247V78H244ZM250 77V79L248 80V78ZM252 77H254L255 79V82L257 81V82H259V83H257L256 82V84L258 85H253V88H249V90H245L244 89V91H243V89L241 88V85L243 84V86H247L246 84V82H247V80L248 81H252ZM4 78V79H3ZM122 78L124 79L123 81H122ZM140 78V79H139ZM167 78H168V80H167ZM174 80H173V79ZM234 78V79H233ZM242 78V80H240ZM261 78L262 79V81L260 80L259 81V79ZM116 79V81H114ZM117 79H120L119 81L117 80ZM131 79V78H130ZM170 79V80H169ZM201 79V80H200ZM206 80V82H205V80ZM243 79L244 80H246V81H243ZM11 81V82H14V81ZM138 80H140V81H138ZM185 80V81H184ZM220 80V81H219ZM225 80H229V82L231 83L230 85L231 86H233V88H231V86L229 85V87L227 88V84H226V81ZM234 80V81H233ZM237 80H238V82H240V84L237 82ZM253 80V81H254ZM120 81H122V82H120ZM127 82H129V80H126ZM204 81V82H203ZM242 81V82H241ZM11 82H9V83H11ZM118 82V83H117ZM130 82H132L131 80H130ZM168 82V83H167ZM189 82V83H188ZM223 82V83H222ZM237 82V85L235 84ZM244 82V83H243ZM5 83H6V80H5ZM28 83V82H27ZM27 83H25V84H23V85H26ZM201 84V88L200 87H196V85L195 84H197V86H198V84ZM232 83H233V85H232ZM261 83V84H260ZM118 84V85H119ZM137 84V85H136ZM169 84V85H168ZM171 84V85H170ZM189 84V86H188V88H187V85ZM245 84V85H244ZM132 85H133V82H132ZM164 85H166V86H164ZM205 85V86H204ZM208 85V86H207ZM261 85V86H260ZM148 86H150V87H148ZM173 88H172V87ZM176 86V87H175ZM179 88H178V87ZM182 86V87H181ZM192 86V87H191ZM234 86H235V89H234ZM169 87V88H168ZM148 88V89H147ZM186 88V89H185ZM230 88V89H229ZM237 88L239 89V90H237ZM147 89V90H146ZM177 89V90H176ZM201 89H203L202 91H201ZM256 89V90H257ZM142 90V92H140ZM145 90V91H144ZM152 90V91H151ZM155 90V91H154ZM197 90V91H196ZM205 90V91H204ZM208 90V91H207ZM217 90V91H216ZM231 90V91H230ZM236 90H237V92H236ZM157 91V92H156ZM191 91V92H190ZM210 91V92H209ZM213 91V92H212ZM144 92V93H143ZM228 92H229V94H228ZM245 92H246V95H247V93H248V96H249V98L250 99H248V97L245 95ZM152 93V94H151ZM157 93V94H156ZM171 93H172V96H173V98H172V96H171ZM174 93V94H173ZM176 93H178V94H176ZM188 93V94H187ZM199 93H201V94H199ZM206 93V94H205ZM208 93V94H207ZM235 94L234 96L233 95H231L230 97H231V99H232V97H233V99L231 100V101H228L229 99H230V97H228L227 95H230V94ZM151 94V95H150ZM203 94V95H202ZM219 94V95H218ZM242 94V97L240 96ZM258 94V96H256ZM193 95V96H192ZM202 95V96H201ZM210 95V96H209ZM245 95V97L243 98V96ZM149 96V97H148ZM152 96V97H151ZM171 97V99L169 98V97ZM176 97V99H175V97ZM187 96H188V98H187ZM192 96V97H191ZM195 96V97H194ZM200 96V97H199ZM236 96V97H235ZM144 97V98H143ZM146 97V98H145ZM164 97H166V98H164ZM61 98V97H60ZM60 98H57L58 99V101H57V99H55L51 104H50V107H53V109H54V111H53V113L55 112V111H57V113H60V114H64V117L66 118L67 117V115H65L66 113L68 114V110H69V104H70V102H69V100L68 99H66L65 101L63 100V99H65L64 97H63V99L61 98V100H59ZM150 98H151V100H150ZM158 98V99H157ZM169 98V99H168ZM193 98V99H192ZM201 100H200V99ZM252 98H254V99H252ZM260 98V99H259ZM3 101H2V100ZM0 100V119L2 120V118H3V122L4 123H2V121L0 120V123H2V124H0V130L2 129V131L0 132V133H2L3 132V129H5V130H7V128L9 129L10 127H12L14 124H12V121H13V116L12 117H10V113L13 111H15L14 109H15V103L13 104V105H11V103H7L8 105H6L5 104V101H4V99L3 98H1ZM168 99V100H167ZM178 99H180V100H178ZM190 100V104H189V101L188 100ZM198 99H199V101H198ZM219 99V100H218ZM226 99H228V100H226ZM242 99V100H241ZM256 99V100H255ZM258 99V100H257ZM153 100V101H152ZM170 100V101H169ZM183 101V102H179V101ZM139 101H140V104H139ZM145 101V102H144ZM171 101H173V102H171ZM174 101H175V104H173L174 103ZM206 101H207V103H206ZM227 101V102H226ZM232 101H235V103H232V104H230ZM242 101V102H241ZM67 102L69 103L68 104V106H67ZM148 102V103H147ZM164 102V103H163ZM166 102V103H165ZM168 102H170V104L168 103ZM185 102V103H184ZM196 102V103H195ZM205 102V103H204ZM213 102V103H212ZM241 102V103H240ZM2 103V104H1ZM63 103H65L64 105H65V107H64V105H63ZM145 103V104H144ZM161 103V104H160ZM168 103V104H167ZM180 103V104H179ZM182 103L183 104H185V105H182ZM187 103V104H186ZM240 105H239V104ZM243 103V104H242ZM250 103L252 104V105H250ZM259 103H260V105H259ZM117 104V103H116ZM137 104H138V106H137ZM151 104V105H150ZM167 104V105H166ZM211 104V105H210ZM237 105V107H239L240 106V108H242V109H244V110H242V109H236L235 108V105ZM244 104H246L247 106H243ZM130 105V106H129ZM157 105V106H156ZM173 105V108L171 107ZM177 105H180V106H184L183 108L182 107H180V106H177ZM194 105V106H193ZM242 105V106H241ZM248 105H250V106H252V107H248ZM5 106H7V108L5 107ZM9 106V107H8ZM66 106H67V110H66ZM122 106V107H121ZM124 106V107H123ZM137 106V107H136ZM141 106V107H140ZM164 106H165V108H164ZM167 106H170V107H167ZM178 108H177V107ZM196 106V107H195ZM231 106L233 107L234 106V108H231ZM3 107H5V108H3ZM12 109H11V108ZM115 107V108H114ZM157 107V108H156ZM160 107V108H159ZM190 107V108H189ZM193 107V108H192ZM207 107V108H206ZM246 107V108H245ZM9 108V109H8ZM58 108H60V109H58ZM65 108V109H64ZM140 108V109H139ZM146 108V109H145ZM154 108V109H153ZM168 108V109H167ZM187 108V110H185ZM190 110H189V109ZM199 108V109H198ZM205 108V109H204ZM256 108V109H255ZM3 109H5L6 110V112H7V114H6V112H4V113H1V112H3V111H1V110H3ZM10 109L12 110L11 112H9L8 113V111H10ZM115 109V110H114ZM140 110V111H137V110ZM165 109V110H164ZM167 109V110H166ZM179 109V110H178ZM182 109H184V110H182ZM195 109H197L198 111L196 112V110ZM232 109H234V110H236V112L237 111H239V110H241V111H239V112H237L238 114L239 113H241L242 111H243V113L241 114L242 116L241 117H239L241 120H244L245 118H250V119H248V121L247 120H244V121H247L246 123L244 122H242L241 121V123H240V121H239V123H240V127L239 128H241V126H243L241 129H238V132H239V130H243V129H249L248 131L247 130H244V132H246L247 131V133H243V132H241L240 131V133L242 134H238L237 133V136H236V134H235V132L236 131H234V129L235 128H233V126H232V124H234V121H233V119L232 118H230V117H232V116H235V115H237V113L234 111V110H232ZM251 109H253V110H251ZM255 109V110H254ZM117 110V111H116ZM156 110V111H155ZM177 110V111H176ZM182 110V111H181ZM62 111V112H61ZM164 111V112H163ZM184 111V112H183ZM187 111V112H186ZM205 111V112H204ZM232 111H234V112H232ZM253 111V112H252ZM257 111V112H256ZM169 113V114H167V113ZM181 112H182V114H183V116H182V114H181ZM185 112H186V114H185ZM192 112H194V115H193V113ZM200 112H202V113H200ZM209 112V115L207 114ZM256 112V113H255ZM137 113V114H136ZM150 113V114H149ZM162 113V114H161ZM192 113V114H191ZM232 113L234 114V115H232ZM250 113V114H251ZM6 114V115H5ZM135 114H136V116H137V119H136V121H134V119L136 118V117H134L135 116ZM139 114V115H138ZM149 114V115H148ZM166 114V115H165ZM208 115V116H204V115ZM2 115H4V117L2 116ZM26 115V114H25ZM24 115V116H25ZM120 115V116H119ZM128 115V116H127ZM143 115V116H142ZM161 115V116H160ZM169 115V117H167ZM210 115H212V116H210ZM218 115V116H217ZM240 115V114H239ZM249 115V116H248ZM257 115V116H258ZM262 115H264L263 113H262ZM141 116V117H140ZM145 116V117H144ZM163 116V117H162ZM172 116H173V118H172ZM199 116V117H198ZM254 115H252V117H253ZM257 116H255V117H257ZM6 117H7V119H6ZM10 117V118H9ZM64 117L62 118V119H59V120H65L64 119ZM122 117H123V120H122ZM133 117V118H132ZM139 117V118H138ZM143 117H144V119H143ZM147 117V118H146ZM158 117V118H157ZM162 117V118H161ZM166 117V118H165ZM188 117H189V119H188ZM196 117V118H195ZM199 119H198V118ZM206 117H208V118H206ZM217 117V118H216ZM258 117H260V116H258ZM262 117V118H261ZM260 118H261V120L263 119V117L264 116H261ZM124 118H125V120H124ZM146 118V119H145ZM148 118H150V120L148 119ZM157 118V119H156ZM175 118V119H174ZM181 118H183V119H181ZM195 118V119H194ZM202 118H203V120H202ZM214 118V119H213ZM230 118V119H229ZM4 119H6V120H4ZM29 118H28V116L26 117H22V119L19 121V126H20V131H23V134L22 135H24V132L26 131V125H28V123L30 122L29 120H28ZM130 119H132V120H130ZM141 119V120H140ZM169 119V120H168ZM185 119V120H184ZM186 119H187V122L189 121V122H191L190 124H189V122H188V124H187V122H186ZM218 119V120H217ZM231 119H232V121H231ZM8 120V121H7ZM23 120H25L22 124L23 125H25V122L27 121H29L25 126L26 127H23V126H21V121H23ZM146 120V121H145ZM157 120V121H156ZM159 120V121H158ZM166 120V121H165ZM201 120V121H200ZM221 120V121H220ZM261 120H260V125H261V127H264V124H263V121H264V119H263V121L261 122ZM5 121H7V123H5ZM125 121L127 122V124L125 123ZM143 121V123H145V122H147V123H149V125L147 126V127H149L150 129L148 130V128H146V123L143 125V123H141ZM179 121V122H178ZM195 121V122H194ZM213 121H214V124H216V126L213 124ZM231 121V122H230ZM251 121V122H250ZM153 122V123H152ZM158 122V123H157ZM213 124H211V123ZM220 124H219V123ZM249 122V123H248ZM14 123V122H13ZM141 123V124H140ZM195 123V124H194ZM257 123V122H256ZM257 123V124H258ZM4 124V125H3ZM5 124H7V125H5ZM30 124V123H29ZM128 125V126H126V125ZM191 125L189 128L190 129H192V126H193V130L195 131V133H194V131L192 130V132H191V130H189L190 131V133H194V135H195V138H198L199 139V142L198 143H200L198 146L200 147H198L197 148V150H196V146H195V148L192 150V152L191 151H189V152H187L186 154H187V156L185 157V156H183V157H185V158H183V157H181L182 156V153H183V151L181 150V154H180V149H181V147L184 145V143H187L190 139V137H191V135H190V133L188 132V133H186L187 131L185 130V129H189L188 128V126L187 125ZM242 124V125H241ZM245 124V125H244ZM250 126H249V125ZM133 125V126H132ZM158 125V126H157ZM186 125V127H184ZM3 126V127H2ZM124 126H126V128H124ZM162 126V127H161ZM205 126V127H204ZM208 126V127H207ZM209 126H212V127H209ZM232 126V127H231ZM235 126V125H234ZM246 126V127H245ZM247 126H249L248 128H247ZM5 127V128H4ZM21 127H23L24 129H22L21 130ZM128 127V128H127ZM143 127H145V129L143 128ZM152 127V128H151ZM215 129H214V128ZM131 128V129H130ZM194 128H196V129H194ZM231 128H233V130H231ZM161 129V130H160ZM169 129V130H168ZM182 129H184L185 130V132H183L182 131ZM203 129V130H202ZM122 130H120V131H122ZM148 130V131H147ZM176 130V131H175ZM236 130V129H235ZM262 130H263V132H264V128H261V130H259V131H261L262 132ZM160 131V132H159ZM232 131H233V133H232ZM135 132V133H134ZM145 132V133H144ZM147 132V133H146ZM160 133V135H158V136H160V137H158L157 136V134L158 133ZM197 132H198V134H197ZM182 133V134H181ZM231 133H232V136H234L235 135V137H236V139H237V137H238V139L239 140H241L240 138H243L244 139V137H246L245 138V140L247 141H249V143L251 142L252 143V146H250V144L248 145L247 144V142L245 143V141H244V143H245V145H248L247 147V149H245V146H244V143H243V139H242V141H241V143H240V145H243V147H244V149L247 151V150H249V151H247V155L246 154H244V152H243V154L242 155H240V157H238V163H237V161L235 160L237 157H235L234 158V156H235V154H238L237 156H239V153L238 152H236V153H234L235 152V149H234V151H232V149L233 148H235L234 146L235 145H237V140L235 139V137H234V141L232 140L231 141V138H232V136H231ZM132 134H134L133 136H136V139H138V138H140V139H138V143H137V140L135 139V137H133L132 136ZM135 134H137V135H135ZM144 134V135H143ZM147 134V135H146ZM151 134V135H150ZM185 134V135H184ZM188 134V135H187ZM234 134V135H233ZM246 134H248L247 136H245ZM249 134H250V137L252 138V139H250V137H249ZM142 135H143V137H145V138H143L142 137ZM131 136H132V138H131ZM190 136V137H189ZM259 136V137H258ZM151 137V138H150ZM182 137V141L180 140V138ZM185 137H187V138H185ZM256 137H257V139H256ZM160 138H161V140H160ZM186 139V140H183V139ZM247 138H249V139H247ZM255 138V139H254ZM260 138V139H259ZM159 139V140H158ZM179 139V140H178ZM188 139V140H187ZM197 139V140H198ZM25 141H21V144L23 145L24 144V146H26V144H28L30 141L29 140H27V139H24ZM27 140V141H26ZM120 140H122V139H120ZM136 142H135V141ZM202 140V141H201ZM254 140L256 141L255 143H253L254 142ZM29 141V142H28ZM125 141V139L123 140V141H121V142H123V143H125L124 142ZM183 142V143H182ZM202 142H204V143H202ZM233 143L232 145L230 144V143ZM149 143H151L152 145H154V147L153 148H151L152 147V145H151V147H148L147 145L149 144ZM208 143H209V145H208ZM239 143V142H238ZM131 144V145H130ZM141 144V145H140ZM147 144V145H146ZM208 146H207V145ZM258 144V143H257ZM256 144V145H257ZM137 145V146H136ZM144 145H146V147L144 146ZM202 145L204 146V148L202 147ZM129 146H134L132 149H134L133 151L135 152H132V150H131V148L129 147ZM150 146V145H149ZM209 146H210V148H209ZM231 146V147H230ZM145 147V150L143 149ZM157 147V148H156ZM206 147H208V148H206ZM150 148H151V151H150ZM226 148H231V149H226ZM148 149V150H147ZM200 149V151L201 152H203L204 151V149L207 151H205L206 153H210L209 154V156L211 155V158L208 156V154H206L205 152V154L204 155H202L203 153H201L200 151H198ZM210 149V150H209ZM146 151L145 153L143 152V151ZM176 150V151H175ZM226 150L227 151H229V152H226ZM245 150H243V151H245ZM253 150V151H252ZM257 150H260V151H258L257 152ZM195 151V152H194ZM209 151H211V152H209ZM241 151V150H240ZM251 151V152H250ZM255 151V152H254ZM141 153V156L143 157V158H141L140 157V155L138 156V153ZM148 152H150L149 154H148ZM233 152V153H232ZM242 152V151H241ZM257 152V153H256ZM26 153V152H25ZM25 153L23 154V155H25ZM133 153V154H132ZM199 153V154H198ZM246 153V152H245ZM258 154V155H254L253 154V156L252 155H250V154ZM262 153V154H261ZM28 154V153H27ZM136 154H137V156H136ZM142 154H144V156L142 155ZM147 154L149 155L147 158H144L145 157V155L147 156ZM177 154H178V156H177ZM179 154H180V156H179ZM185 154V155H186ZM191 156H190V155ZM200 154H201V156H200ZM234 155L233 157H232V155ZM151 155V156H150ZM177 156V157H176ZM193 156V157H192ZM203 156L205 157V156H208L209 158L208 159H210L209 161L211 162V164H209L208 163V165H211L210 167L207 165L206 166V164L204 163L205 162V160H203L202 158H203ZM246 156V157H245ZM255 156H257L256 158H258V156H259V159L257 160L256 158H255ZM128 157V158H129ZM140 158V159H138V158ZM176 157V158H175ZM178 157H180V158H183V159H179ZM198 157H200V158H198ZM243 157V158H242ZM248 157H250V158H248ZM136 158H137V160H136ZM188 159V158H190V160H194L195 161V166L197 165V163L196 162H199L200 161V165H199V163H198V167L199 168H195V169H197V170H199L200 168H201V170L204 168V167H202V165L204 166H206L205 168L207 169H205L204 168V173H205V170L206 171H209L210 169V172H207L206 174H208V173H210V175L208 174V176H210V178H211V175H213V177L210 179V180H212L214 183H216V186L218 185V183L220 184V186L218 185L217 187H220V188H217V187H214L213 188V186L215 185L213 182H210V184L212 185V184H214L213 186H211V185H209V181L210 180H208L207 182H206V178L208 177L206 174H204L203 173V171H202V173H201V170L199 171V172H197V170H195L194 168L191 170L190 169V171L191 172H189V171H187V170H189V168H191L192 166H193V163H192V165H191V162L189 163L191 166L189 167V164H188V166H185L184 167V169H183V166L182 165H180L181 164V161L182 160H184V159ZM197 158V160L198 161H196L195 159ZM233 158H234V160L236 161V163L238 164H236L235 163V161L233 160ZM252 158H255L254 159V161L253 160H251ZM260 158H262V159H260ZM124 159L126 160V161H124ZM145 159V160H144ZM206 160H207V158H205ZM122 160L124 161V162H126L125 164H124V162H123V164L122 163H120V162H122ZM179 161V163L180 164H178V161ZM201 160L202 161H204V162H202L201 163ZM249 160V161H248ZM259 160H261L262 162H258ZM130 161V162H129ZM137 161V162H136ZM187 161H189V159L187 160ZM243 161V162H244ZM133 162V163H132ZM207 162V161H206ZM235 164H234V163ZM255 162V163H256ZM204 163V164H203ZM256 163V164H257ZM129 164V165H128ZM130 164H132L131 165V167H130ZM152 164V165H151ZM202 164V165H201ZM250 164V163H249ZM248 164V165H249ZM251 165V164H250ZM141 166V168H139ZM153 166V167H152ZM239 166V167H238ZM253 166L254 167H257V165H254L253 164ZM119 167V166H118ZM123 167H120V168H123ZM146 167V168H145ZM189 167V168H188ZM194 167V166H193ZM251 167V166H250ZM249 167V168H250ZM145 170V172L143 171V169ZM185 168H187V170L185 169ZM208 168H210L209 170H208ZM129 169V172H127L126 170H128ZM239 169V170H238ZM262 169L264 170V166H262ZM122 170V169H121ZM141 170V174H142V177L140 176V175H138L139 173V171ZM152 170H154V171H152ZM195 170V171H194ZM213 170V171H212ZM124 171H126V173L124 172ZM193 171H194V173H193ZM213 172V174H212V172ZM241 171V172H240ZM144 174H143V173ZM188 172H189V174H188ZM197 172V173H196ZM242 172H244V175L242 174ZM147 173V174H146ZM214 173L216 174V179L215 180H218V182H216L213 178H215V175H214ZM138 176H137V175ZM149 174V175H148ZM191 174V175H190ZM195 174H197V175H201V174H204V175H206V177H201L200 175V177L199 176H195ZM145 175V176H144ZM155 175V176H154ZM135 176H136V179H135ZM146 176H148V177H146ZM149 176H151V177H149ZM218 176V177H217ZM144 177H146V178H144ZM148 178V179H147ZM200 178V179H199ZM203 178V179H202ZM218 178V179H217ZM221 178V179H220ZM262 178H263V180H262ZM1 179V178H0ZM141 179H140V181H141ZM146 179V180H145ZM196 179H199V180H196ZM208 179V178H207ZM224 181H223V180ZM250 179V180H251ZM257 179H259L258 181H262V182H259L258 183V181H257ZM151 180H153V181H151ZM203 180H205V182H204V184H201L202 183V181ZM135 181V182H134ZM138 181V180H137ZM140 181L139 182H137L138 184L140 183ZM199 181H200V184H199V186H198V183H199ZM246 181H248V182H246ZM7 181H2V180H0V190H1V192H0V199L2 200L3 199V202L0 200V202H2V203H0V205L2 206V205H4V204H8V203H10V201H11V197H9V195H11V194H9L10 193V188H11V183H9V182H7ZM148 182V183H147ZM151 182V183H150ZM225 184H224V183ZM5 184V186L4 187H2L3 186V184ZM130 183V185H132ZM146 183H147V185H146ZM158 183V184H157ZM222 183V184H221ZM247 183L249 184V186L247 185ZM261 183V184H260ZM148 184H151L150 186L151 187H149V188H147L149 185ZM206 184V185H205ZM208 184V185H207ZM251 184H252V186H251ZM258 184H260V185H258ZM263 184V185H262ZM132 185V186H133ZM203 187H202V186ZM221 185H222V187H221ZM258 185V186H257ZM9 186V187H8ZM145 186H147L146 188H145ZM156 186V187H155ZM231 188H230V187ZM247 186L248 187H250L251 189H248L247 188ZM261 186V187H260ZM115 187V186H114ZM114 187H112V189H110V193L112 192V190L114 189ZM224 187V188H223ZM254 187L256 188V190H254V192L255 191H258V192H256V193H254L253 192V189H254ZM258 187V188H257ZM9 188V190L6 192V189H8ZM131 188V190H129V189ZM139 188H140V190H142V192H141V194L143 193H145V192H150L149 194H152V195H154V196H152V195H148L147 193L145 194V195H147L148 196V198L147 199H145L146 197H145V195L144 196H142L141 197V195H139L138 193L140 192L139 191ZM142 188V189H141ZM145 188V189H144ZM206 188V189H205ZM236 188H238V189H236ZM241 188V189H240ZM41 189V188H40ZM117 188H115V190H116ZM128 191H127V190ZM136 189V190H135ZM148 189V190H147ZM218 189H220V191H217ZM223 189V190H222ZM259 189V190H258ZM261 189H263V191L261 190ZM3 190V191H2ZM115 190H113V192L115 191ZM134 190V191H133ZM149 190H151V191H149ZM222 190V191H221ZM226 192H225V191ZM241 190V191H240ZM248 190V192H250V193H247L246 191ZM261 190V191H260ZM48 191H49V189L48 188H42L40 191L38 190V192H36V196H37V198H38V202L37 203H35V204H33V206H31V205H29V204H25V205H22L21 207H20V209H22L23 210V212L24 213H22V218H24L22 221L23 222H21V224L20 225H18V226H16L15 227V229H14V233H17L16 235H15V238L17 237V242H15L14 244H12L11 242H13V241H10L11 239H12V236H11V239H10V234H8L7 235V229H8V227H7V225L6 224H4L3 222H1L0 221V237H2V238H0V243L2 242V244H0V254H2L1 256H0V262H1V264H25V261L27 260V258L31 255L30 253H32L33 251L31 250L32 248H34V242H29L28 240H36L37 238H38V236L40 235V230L42 229V225H43V223H42V221H43V215H44V212H45V208H46V206H47V203H46V201H45V197H46V195H47V193H48ZM126 191V192H125ZM131 191V192H130ZM134 193H136L137 194V196L136 197H133V200H135L137 197H139V201L141 200V202H140V204H138L139 203V201L138 200H135V202L133 201V200H131L132 199V194H134ZM215 191V192H214ZM260 191V192H259ZM162 192V193H161ZM179 192V193H178ZM234 192V193H233ZM238 192V194H239V192H240V194L241 193H244L245 195L247 194V196H243L242 198H240L242 195H236V198L237 197H239L238 199H244V197L245 198H247V199H249V200H247V202H244V201H246V200H241V202L240 201H236L234 198H232L231 196L232 195H234V194H236V193ZM9 195H8V194ZM126 193V194H125ZM132 193V194H131ZM209 193H210V195H209ZM218 193H220L219 195H221V197H219V195H218ZM224 193V194H223ZM254 193V194H253ZM6 195V197H5V195ZM158 194V195H157ZM176 194V195H175ZM183 194V195H182ZM213 194L215 195V196H213ZM223 194V195H222ZM248 194H249V196H248ZM257 194V195H256ZM139 195V196H138ZM157 195V196H156ZM218 195V196H217ZM228 195H230V196H228ZM262 195V196H261ZM123 196V197H122ZM135 196V195H134ZM211 196V197H210ZM223 196V197H222ZM228 196V197H227ZM252 196V197H251ZM255 196V197H254ZM257 196V197H256ZM259 196V197H258ZM7 197H9L8 199H7ZM150 197H152V198H150ZM154 197H156L155 198V200H154ZM157 197H160V199H158L159 200V202H160V204H159V202L156 204V201H157ZM170 197V198H169ZM215 197V199H213V201H212V198H214ZM216 197H218V198H220V200L221 199H223V201L221 200V202L223 203H225V201H226V204L228 205V206H226V204L224 205V206H226V208L228 209H226L227 211H230L229 210V207L231 208V211L229 212L230 214L227 216V213H224L223 214V210L221 211L220 209L222 208L223 209V207H221L220 209L216 206V204H217V202L216 201H219L220 202V200L218 199V198H216ZM226 197V198H225ZM233 197H235V195L233 196ZM4 198H5V200H4ZM120 198H121V200H120ZM209 198H210V200H209ZM232 198V199H231ZM253 198V199H252ZM6 199H7V202H6ZM125 199V202L127 201V203H122L121 204V202H123V200ZM149 199L150 200H152L151 202L149 201ZM179 201H178V200ZM207 199H208V201H207ZM259 199H260V201H259ZM42 200V201H41ZM44 200V201H43ZM214 200H216V201H214ZM225 200V201H224ZM234 200V201H233ZM258 200V201H257ZM132 201V202H131ZM147 201H148V204H150V206H149V208L147 207ZM166 201V202H165ZM184 201V202H183ZM228 201H230V202H228ZM236 201V202H235ZM130 202V203H129ZM154 202H155V205H154ZM162 202H164V204L162 203ZM175 202V203H174ZM180 202H181V205L182 206H180L179 204H180ZM211 202H213V203H215L216 202V204H214L218 209H219V211H221L220 213H222L223 215H222V218H223V216H225V218H227V219H230L231 217H235V218H237V216L239 217L240 216V214L242 215L241 217L242 218H246V220H245V222L243 223V221H241L243 224L242 225H240L239 226V228H238V226L237 225H234L233 227H228V224L231 222V224H234V222H232V221H230L228 224H226V226L228 227V229L231 231H229V233H233V232H235V233H233V234H228L227 232V230L226 229H222V231L220 230L221 228H223V226H224V224H223V226H221V227H218V226H220L223 222L222 221H226V223L229 221V220H227V219H222L221 218V220H219V221H221L220 223V225H218V224H216L215 222L216 221H214V220H217V222H219L218 221V219H220L219 217H218V215H220L221 216V214L217 211V210H215V208H213L214 207V205H213V203H211ZM218 202V206L220 207V205L221 206H223L222 205V203L220 204ZM235 202V203H234ZM245 203V205H239V203H242V204H244ZM250 202V203H249ZM261 202V203H260ZM4 203V204H3ZM132 203V204H133ZM162 203V204H161ZM166 203H167V205H166ZM175 204V206H176V204L177 203H179V204H177V206L176 207H173V205ZM187 205H186V204ZM211 203V204H210ZM231 203V204H230ZM247 203L249 204V205H247ZM260 203V204H259ZM118 204H121V205H118ZM208 204V205H207ZM262 204V205H261ZM107 205L108 204H106V206L105 207H107ZM123 205V206H122ZM152 205H154V208L152 209L151 207H152ZM158 205H160V207H161V205H162V208L163 209H165V210H167V208H168V210H167V212H166V214L167 215H169V216H171V215H173V211L174 210H176L175 212H177L176 214H174V216L173 217H175L176 215H178V216H181L183 213V215L181 216V217H179L178 218V216L177 217H175V220H173V223L176 221V219H178V221L179 220H183V221H179V223L181 224V229H183V228H185V229H183V230H180L179 232H177V234H176V232L174 233V237H172L173 235H171V237L170 236H168V235H170V233H172L171 231L169 232L168 230H166V229H164L165 227H168L169 226V224L168 225H166V217H165V215L163 214L164 212H162V213H160L159 215H158V213L156 212L158 209H160V207L158 206ZM164 205H166V207L164 206ZM171 205V209L169 208V206ZM206 205V206H205ZM211 205H213V207L211 206ZM238 205V206H237ZM247 205V206H246ZM252 205H254V206H252ZM258 207H257V206ZM0 206V207H1ZM5 206V205H4ZM8 206V205H7ZM147 207V208H145V207ZM168 206V207H167ZM243 206H245V208L243 207ZM33 207V208H32ZM112 207H111V212L112 213H114L115 214V211L116 210H114L113 211V209H112ZM142 207H144L145 209H142ZM178 207H180V208H178ZM184 207V209H186V211L185 210H183V213H181L182 212V208ZM191 207H193L192 209H190ZM195 207V208H194ZM212 207V208H211ZM263 209H262V208ZM29 208V209H28ZM31 208V209H30ZM108 208V207H107ZM108 208V209H109ZM150 208H151V210L152 211H149L150 210ZM197 208V209H196ZM211 208V209H210ZM28 209V210H27ZM139 209H140V211H139ZM147 209H149L148 210V212L146 211ZM157 209V210H156ZM177 209H181V211H177ZM196 209V210H195ZM199 209V210H198ZM210 209V210H209ZM212 209H213V211L215 210L216 212H218V213H216V214H214L215 216H217L218 218H216V217H214V215H213V211H212ZM243 211V212H245V213H240V211L241 210ZM245 209V210H244ZM248 209H250L249 211H248V213H247V210ZM110 210V209H109ZM141 210H143V211H146L145 213L143 212V211H141ZM156 210V211H155ZM169 210H171V212H172V214L170 213V211ZM190 210V211H189ZM192 210V211H191ZM225 210V209H224ZM236 210V211H235ZM257 210V211H256ZM0 211H3V210H1L0 209ZM116 211V212H117ZM129 211H131V212H129ZM138 211H139V214H140V212H142L141 213V216H142V214H143V217H141L140 215L138 216L137 215V213H138ZM169 211V212H168ZM189 211V212H188ZM195 211V212H194ZM226 211V212H227ZM241 211V212H242ZM251 211V212H250ZM149 212H151L150 214H148ZM154 212H156L155 213V215H154ZM174 212V213H175ZM211 212H212V214H211ZM234 212V215H232V213ZM239 212V213H238ZM108 213H110V212H108ZM112 213H111V215H112ZM126 213V214H127ZM191 213H194V214H191ZM264 213V212H263ZM262 213V214H263ZM0 214H2L0 217L2 218L3 217V214H4V211L1 213L0 212ZM113 214V215H114ZM117 214V215H118ZM153 216H152V215ZM181 214V215H180ZM189 214L191 215V217H189V218H187V216H189ZM198 214V215H197ZM249 214V215H248ZM162 215H164L163 216V218H162ZM196 215V216H195ZM243 215H245V216H243ZM251 215H252V217H251ZM264 215V214H263ZM24 216V217H23ZM26 216V217H25ZM120 216V215H119ZM125 216V215H124ZM150 216V217H149ZM157 216H159L158 217V219L159 220H161L160 222L157 220ZM184 216V217H183ZM28 217V218H27ZM140 217V218H139ZM147 217H148V219H147ZM183 217V218H182ZM194 217V218H193ZM35 218V219H34ZM141 218H143V219H141ZM155 218H156V220H157V222H159L160 223V226L158 227L155 223H154V221H152L151 219H153V220H155ZM201 218V219H200ZM203 218V219H202ZM216 218V219H215ZM240 218V217H239ZM242 218H240L241 220H243ZM248 218V219H247ZM145 219V220H144ZM146 219L148 220V221H146ZM163 219V220H162ZM173 219V218H172ZM185 219H187V220H185ZM239 219V220H240ZM213 220V221H212ZM230 220H233V219H230ZM235 220V219H234ZM4 221V220H3ZM32 221V222H31ZM146 221V222H145ZM208 221V222H207ZM225 221H224V223H225ZM248 221V222H247ZM144 222V223H143ZM150 222V225L151 224H153L152 226H154L153 228L155 229L154 231V233H156V231H158L159 230V228H162L161 227V225L163 224L164 225V223H165V225L166 226H164V228L162 229V230H164V231H162L161 229V231L159 230L156 234L158 235V233H162V236H160V235H158L159 237H157L158 239H156L155 240V236L153 237V236H151L152 234V227L151 226H149V228H150V230H147L148 229V227H147V225H148V223ZM162 222V223H161ZM198 222V223H197ZM237 223H235V224H241V222L239 223V221H236ZM261 222H262V224H261ZM177 224V221H176V223L174 224L175 226L177 225V228H178V230H179V225L180 224ZM183 223H185V224H183ZM187 223V224H186ZM205 223H207V224H205ZM214 223V224H213ZM3 224V225H2ZM40 224V225H39ZM190 224V225H189ZM199 224V225H198ZM201 224V225H200ZM218 225V226H216V225ZM230 224V225H231ZM162 225V226H163ZM183 225V226H182ZM213 225V226H212ZM146 226V227H145ZM204 226V227H203ZM212 226V227H211ZM232 226V225H231ZM237 226V227H236ZM246 226V227H245ZM18 227V228H17ZM27 229H26V228ZM214 227H216V229H214ZM242 227V228H241ZM7 228V229H6ZM37 228V229H36ZM146 228V229H145ZM152 228V229H151ZM170 228V227H169ZM191 228V229H190ZM220 228V229H219ZM226 228V227H225ZM232 228H233V230H232ZM241 228V229H240ZM4 229V230H3ZM144 229H145V231H144ZM213 229V230H212ZM30 230V231H29ZM146 230H147V232H146ZM171 230H173V229H171ZM177 229H175V230H173V231H176ZM177 230V231H178ZM189 230V231H188ZM191 230V231H190ZM214 230H218L217 232H220L221 234H222V236H221V234L220 233H218L220 236H221V238L224 240V241H222V243H224V244H220V242H221V240H220V237L217 235L216 236V232L214 231ZM220 230V231H219ZM101 231H103V230H101ZM120 231V232H119ZM148 231H149V233H148ZM166 231H168V233L166 232ZM197 231V232H196ZM223 231H227L226 233H222ZM233 231V232H232ZM240 231V232H239ZM23 232H25V234H27L28 236L29 235H31V239H29L28 238V236L27 235H25ZM30 232V233H29ZM163 232H165V233H163ZM189 232L191 233V234H189ZM208 232V233H207ZM39 233V234H38ZM103 234H104V232H102ZM110 233V234H109ZM115 235L116 233H117V235H113V234ZM143 233H146L145 235L146 236H151V238L149 239V238H147L146 236H144V238L143 237H141V238H139V237H137L138 235H140V234H143ZM172 233V234H173ZM182 233V232H181ZM197 233V234H196ZM3 234V235H2ZM107 234V235H106ZM108 234L109 235H111V236H108ZM123 234V235H122ZM129 235V237L132 239H129V237H128V241L127 240H124V239H127V236ZM168 234V235H167ZM183 234V233H182ZM194 234V235H193ZM207 234V235H206ZM223 234H226V236H224ZM124 235H127V236H125L124 237V239H123V236ZM144 235V234H143ZM164 235H166L167 237H165ZM192 235V236H191ZM203 235H204V238H203ZM206 235V236H205ZM230 235V236H229ZM233 235V236H232ZM27 236V237H26ZM114 236V237H113ZM134 236H136V237H134ZM142 236V235H141ZM231 236H232V238H231ZM234 236H236V238H233ZM8 237V238H7ZM21 237H23V238H21ZM24 237H26V238H28L27 240H26V238H24ZM146 237V238H145ZM162 239H161V238ZM181 237V236H180ZM186 237V236H185ZM211 237H212V239H211ZM214 237V238H213ZM225 237V238H224ZM116 238V241L114 240V239ZM136 238V239H135ZM142 238L144 239V240H142ZM167 240V243H165L166 241H165V239ZM171 239V241H172V243L171 244H168V240H170ZM207 238V239H206ZM209 238L211 239V240H209ZM231 238V239H230ZM6 239H10V240H6ZM25 240V242H24V240ZM140 239L142 240L141 242H140ZM161 239V240H160ZM164 239V240H163ZM175 239V238H174ZM214 239H215V241H214ZM217 239V240H216ZM228 239H230V240H228ZM236 239H238V240H236ZM7 241V243L5 244L4 243V241ZM124 240V241H123ZM135 240V241H134ZM149 240H150V244L148 243L149 242ZM153 240H155V241H153ZM158 240H159V243H162V244H159L158 243ZM213 240V241H212ZM228 240V242H226ZM234 242V244H232V246H233V249H232V247H231V244H230V242H232V241ZM27 241V242H26ZM56 241V239L54 240V242ZM118 241H120L119 239H118ZM192 241V242H193ZM198 241H199V243H198ZM205 241V242H204ZM208 241V242H207ZM9 242V243H8ZM117 242V243H116ZM146 242V243H145ZM151 242L153 243V245L151 244ZM155 242V243H154ZM203 242V243H202ZM215 242V243H214ZM219 243L218 245H219V247H217L218 245H217V243ZM232 242V243H233ZM26 243V244H25ZM28 243H29V245H28ZM120 243V242H119ZM122 243H124V245L122 244ZM136 243V244H135ZM149 244V245H146V244ZM157 243V244H156ZM166 244V245H170V246H167L168 248H167V250H166V248L163 250L162 249V246H163V244ZM200 243H202V244H200ZM209 243V245H208V247H207V244ZM226 243H228V244H226ZM236 243V244H235ZM240 243V244H239ZM8 244L10 245V247H8ZM109 244V245H108ZM116 244V245H115ZM155 244V245H154ZM165 244H164V246L163 247H166L165 246ZM200 244V245H199ZM216 244V245H215ZM6 247H5V246ZM13 245V246H12ZM15 245V246H14ZM123 245V246H122ZM130 245V247H128ZM150 245H152V247L154 246L155 248H156V245H159V249H158V246H157V250L158 251H160L159 253H162V251H163V253H164V251H166V253H162V254H160V256L161 255H163L162 257H160L159 256V253H158V251L157 252H155L154 251V249H153V251H151V252H149L148 253V256L150 255V257L151 258H153L152 260H147V263L145 262L144 263V261L147 259V258H149V257H147V258H145L146 256V254L145 255H142V253H139V252H141V251H143V250H141V251H139V249L136 247V246H138L139 248L140 247H144L145 249H146V247H150V250H152L151 248V246ZM160 245H161V247H160ZM171 245H172V247H171ZM196 245H197V248H196V250H195V247H196ZM201 245H203V246H201ZM225 245H226V247H225ZM236 245V246H235ZM126 248H125V247ZM137 248V250L139 251H137V252H135L136 251V248ZM146 246V247H145ZM192 246V247H193ZM227 246H229V247H227ZM239 246V247H238ZM2 247V248H1ZM4 247V248H3ZM13 247V248H12ZM83 247H85L86 249H88L86 246H83ZM135 248V249H133V248ZM171 247V248H170ZM203 247V248H202ZM207 247V248H206ZM7 248V249H6ZM11 248L12 249V252L11 251H5V250H9V249ZM85 248L83 249L82 247L80 248V249H82L83 251H86L85 250ZM173 248V249H172ZM204 248H206V250H204ZM226 248H229V249H227L226 250ZM235 248V249H234ZM29 250V251H26V250ZM108 249V250H109ZM135 250L133 253H131L133 250ZM162 249V250H161ZM171 249V251H169ZM186 249V250H185ZM211 251H210V250ZM213 249V250H212ZM113 250V251H112ZM129 250V251H128ZM131 250V251H130ZM147 250V249H146ZM183 250V249H182ZM209 250V251H208ZM228 250H230V251H228ZM31 251V252H30ZM45 251V250H44ZM148 251H149V249H148ZM174 251V252H173ZM214 251V252H213ZM217 251V252H216ZM29 252V253H28ZM110 252H108V254L110 253ZM169 252H173V253H171V254H169ZM218 252H221L220 254L218 253ZM235 252V253H234ZM247 252V253H246ZM111 253H110V255H111ZM112 253V254H113ZM116 254L117 256L119 255V254ZM130 253V254H129ZM136 253H138V254H136ZM145 253H146V251H145ZM185 253V254H184ZM190 253V254H189ZM207 253V254H206ZM228 253V254H227ZM240 253H242V255L240 254ZM115 254V253H114ZM113 254V255H114ZM157 254V255H156ZM175 254V253H174ZM179 254V255H178ZM223 254V255H222ZM233 254V255H232ZM139 255V256H138ZM140 255L142 256V257H140ZM175 257H173V256ZM204 255V256H203ZM246 255V256H245ZM117 256H116V258H117ZM144 256V257H143ZM157 256V257H156ZM158 256H159V258H158ZM169 256V257H168ZM208 256V257H207ZM220 256H221V258H220ZM230 256V257H229ZM239 256V257H238ZM4 257V258H3ZM120 259H122L120 256H118ZM166 257V258H165ZM203 257V258H202ZM227 257V258H226ZM238 257V258H237ZM247 259H246V258ZM144 258V259H143ZM161 258V259H160ZM185 258V257H184ZM216 258V259H215ZM218 258H220V259H218ZM237 258V259H236ZM244 258V259H243ZM165 259H167L166 261H165ZM168 259H170V262H169V260ZM174 259H176V260H174ZM186 259V258H185ZM184 259V260H185ZM190 259H191V261H190ZM202 259V260H201ZM227 259V260H226ZM241 259V260H240ZM192 260L194 261V262H192ZM234 260V261H233ZM203 261V262H202ZM205 261H207L206 263H205ZM210 261V262H209ZM243 261V262H242ZM120 262H122V261H120ZM187 262H184V264H187ZM192 262V263H191ZM124 263H122V264H124ZM182 263H183V261H182ZM181 263V264H182ZM121 264V263H120Z\"/></svg>","mask_w":264,"mask_h":264}]
</instances>
